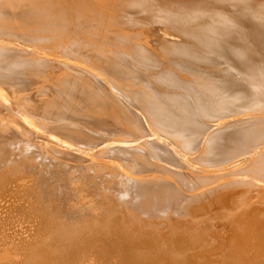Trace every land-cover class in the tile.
I'll use <instances>...</instances> for the list:
<instances>
[{
  "label": "rangeland",
  "instance_id": "374dc122",
  "mask_svg": "<svg viewBox=\"0 0 264 264\" xmlns=\"http://www.w3.org/2000/svg\"><path fill=\"white\" fill-rule=\"evenodd\" d=\"M15 1H17L18 3H16ZM22 1H23V3L25 2L27 4V6L25 5V3L23 4ZM51 1L47 0V2H45L44 0H39V1L38 0L37 1L31 0V3L30 2L28 3V1H26V0H0V24H1L0 30H2V32L5 33L4 34L0 31V39L4 38L3 40L0 41V44L4 43L3 46L6 48H8V47L10 48L12 45L14 47L16 46L15 49L16 48L21 49V47H22L21 50L19 49V50H16L15 52H20L19 54L22 55V57H21L22 60L24 62L26 61L25 63L27 64V66H25L26 68H24L25 70L27 69L26 72L23 70L21 65H19L20 66L19 69H21V71L22 70L24 71V74H22L20 76L22 78L21 80H23L21 83H19L21 81L20 78L18 77L19 75L16 78V80H19V81H16V80L14 81L12 79L5 81V79H3V78L0 79V89H2L0 91V96L2 98V100L0 98V100H1L0 106H1V102L3 104L7 102V104H4V106L2 104L3 108L4 107L6 108V106L11 108V114L8 111L5 113L4 112L2 113L1 109H0V112L2 113V114L0 113V122H1L0 128L1 127L3 128V129L1 128L2 130L0 129V132H2V133H0V135L2 134L1 136L3 137L2 138L0 136V146L2 145L1 148L4 146L7 147L6 149L4 147L3 149H0V150L10 152V153H8V152L4 153L3 152L0 154V156L1 155L4 156V157L1 156L2 158L0 157L1 158L0 159L1 160L0 161V264H264V151L262 153L263 155L259 151L262 149L264 150V99H263L264 98L263 97L264 96V93H263L264 86H261V84L263 83L261 80L263 79V81H264V60H263L264 59V52H263L264 51V41H263L264 40V0H255V1L251 0V3H250V0H246V1L245 0H243V1L242 0H237V1L235 0L236 3H231L232 1L235 2L234 0H232L231 2H230V0H227L228 2L225 0H220V1L209 0V2H208V0H202V3H198L200 0H190V1L186 0V3L183 0L182 1L176 0L175 4L173 3L174 0H171L170 2L169 1L165 2V0H164L165 4H161V3H164L163 0H161L162 2L160 0H157L159 3L157 8L153 4H152L153 6H151V5L149 6V4L147 3L149 1H151L150 3H152L153 0H149V1L146 0V2L144 0V2L146 4L142 0H139L140 3L142 4V6L148 5L147 7L145 6V8H143V9H142V7H140L141 5L138 6V4L136 2L133 3L135 0L131 1V2L129 1L132 5L136 6L135 10L137 12L141 11V12L145 13V9H146V13H148V12L152 13L153 12V13L158 14V15L161 14L162 16L159 15L160 21H159V19L156 21L157 23L158 22H160V23L157 24L155 21H152V19H150L148 17V15H146V13H145V15H143V18H142L141 17L142 13L139 15V12H138V13H136L137 15H131L132 18L134 16L133 22L131 20V21H129L130 23H126V25L128 24L127 27H126L125 23L123 25H121V27L125 26L126 28L123 27V29L120 30L118 28V26H116L117 28L114 27L115 33L123 34L122 32L124 31L125 36H128L130 38L132 35L134 37H131L130 39H128V37H127V39L129 41L131 40L130 44H128L129 43L128 41L124 42V43H127L128 46L123 43L121 45H125V46L124 47L122 46V48H120L121 47L120 44H117V45L115 44V47H113L114 44H111V47L108 44L106 47L107 48L106 51L108 52L107 56L109 57L110 60L108 59V57H107V60L106 59L102 60L103 62L99 61V63L97 61L92 62V60L91 61L86 60L85 62H84V60L83 61L79 60V61L84 62V63H82V62L80 63V65H81V67H80L78 64L79 61L75 62L77 60L74 59L75 64L77 63L76 65H78L81 69L83 68L82 71H85L84 69L89 68L86 66L87 62L89 63L88 66H90V68L92 66H94V64H95L94 62H96L95 66H94L95 70L97 71L98 68L102 69L101 71L99 69H98L99 71H97L99 77L101 78V81H104L107 79V81L101 82V83H105V86H107L105 91H103V90L101 91L102 93L100 92L99 89H96V87L94 85H92L95 87L96 93L91 92L92 93L91 94L88 92L91 96L95 94L91 98L87 92L84 93V96H81V94H79V93H75V92L72 93L73 90H71L72 92L70 90H69L70 92L64 91L65 94H63V90H62L63 86L60 87V85H61L60 81H59L60 79H58V78L59 77L62 78L61 75H63V74L65 75L67 73H65L66 70L61 69V68H63V66H59L60 64L59 65L56 64V67H58V66H59V68L61 67L60 68L61 70L59 68H56L55 66H53V68H52V66L50 65L52 68L51 73H54L55 75L54 74L53 75L55 77L53 75L50 76V74H49V72L51 71L50 67L49 68L47 67L46 69L44 68L45 72L42 69L38 70V71H40L39 73H37L38 71L35 72L34 70H30L27 68L29 66L28 64H30L32 62H33L32 64L36 63V61L39 60L38 58L43 59L44 57L42 58V56H44V55H46L47 57H49L51 55H61L60 54L62 52L61 49H59L60 53H59V51L57 52L58 49H55L54 47L52 48V50H50L48 48L50 43L42 41V42H44V45H43V43L41 42V40L43 39L42 37H44L43 31L46 28V26H45V28L42 29V27H41L42 24H44V25H46L45 23H47L48 25L52 24L50 27H56V25H55L56 23H54V22L58 21L57 22L58 26H59V24L62 23V22H59L60 21L59 17H61L64 14L59 13L58 10H56L57 9L56 7L58 6V9L60 8L61 11H64L63 13L67 12L66 7L64 8L63 5H60L59 3H58L59 5L56 4L57 1L52 2V4H51ZM85 1H87V0H85ZM155 1L156 0H154L153 3H155ZM177 1L179 3L178 6L176 5ZM194 1L195 2L197 1V2L195 3ZM203 1H205V2H203ZM247 1H249V2H247ZM20 2H21V4H20ZM91 2H92V0H91ZM210 2H212V3L209 4ZM166 3L167 4L169 3L170 5L173 4L172 5L173 7L170 5H166ZM183 3H185V5ZM204 3H206V5ZM249 3L251 5H249ZM4 4H5V6H4ZM160 4L162 6L165 5V7L162 8V6ZM180 4H182V5H180ZM199 4H201V5H199ZM175 5L177 6L176 8H178V9H176V8L174 9ZM49 6H51V7H49ZM137 6H138V8H137ZM166 6H168V7L170 6V8H167ZM179 6H181V8ZM68 8H70V7H68ZM68 8H67V10H69V11L66 14H67V16H71L73 10L71 8L70 9H68ZM150 9H152V10L149 11ZM153 9L156 10L157 12L159 10L160 11H159V13H156V11L154 12ZM187 9H189V10L187 11ZM214 9L218 10L219 13L217 11H214ZM35 10H37V11H35ZM251 10H254L255 12L251 11ZM39 11L41 12L40 14L38 13ZM223 11L225 13H223ZM34 12L35 13L37 12V14H39V15L35 14ZM54 12L55 13L57 12L56 18L58 20L55 19V17H54L55 13ZM188 12H190V14ZM193 12H197L196 16L198 14L199 15L203 14L205 16L206 15L207 16L212 15V19H217V20L219 19V22L218 21H217L218 23L215 22V26H213V28H214L213 30H208V28H209L208 20L202 24H195L194 23V26H196L194 28V26L192 24L193 21H191V23H190V20H189L190 18H192L191 15H194ZM243 12H244V14H243ZM68 13H69V15H68ZM212 13H214V14H212ZM45 14L49 18V20H48V18H46V16H44ZM58 14H60L61 16L58 17ZM168 14H169V16H168ZM34 15H37V17L38 16L39 17L37 18ZM50 15H52V16H50ZM138 16L140 17V19L138 18ZM144 16H146L147 18ZM8 18H9V20H8ZM34 18H35V20L37 19L39 22L37 21L35 24H32L33 23L32 20H34ZM132 18H130V19H132ZM170 18H176L179 21L180 20L181 21L182 20L187 21L186 24H188V26H186V28H184L186 24L185 25L183 24L181 26L182 27L181 28L180 27L181 23L179 21H177V24L171 23V22L169 23V21H167V20H169ZM226 18H228V19H226ZM16 19L17 20L20 19V20L17 21ZM53 19L55 21H53ZM137 19H139V20H137ZM51 20H52V22H51ZM254 20H255V22H254ZM22 21L25 23H23ZM131 22L134 24L132 25ZM161 23H163V24L161 25ZM178 23H179V25H178ZM259 23H261V24H259ZM130 24H131V26H130ZM135 24H137V25H135ZM11 26H13V28ZM23 26H25V27H23ZM170 26L173 29V31L170 28ZM191 26H193V27H191ZM256 26H258V27H256ZM21 27L25 28V29H22ZM189 27H190V29H189ZM8 28H9V30H8ZM169 28L171 30H169ZM177 28H178V30H177ZM191 28H192L193 32L191 31ZM66 29H69V27H67ZM66 29H65V31H66ZM116 29H119V30H116ZM71 30H72V27H71V29H69L66 32H71ZM154 30H155V32H154ZM59 31H60V29H59ZM132 32H134V33H132ZM207 32H213L212 34H215L216 36L224 35V37H228L230 41H228V44L225 45V47H228L229 45H230V47L234 46L235 50L238 49V51L237 50L236 51L240 57L243 56L242 53L246 51L245 54L243 53L245 55L242 57L243 59L240 58L238 61V57H239L238 55H235L236 58H235V56L233 57V55L235 54V52H233V49L228 50V52H230V53L224 54L223 51H225L226 48H224L222 45L221 46H222L223 50H222V48L219 47L220 45L218 46L220 48V50H218L219 48L217 49V45H215L216 48L214 47V50H213L214 45H210V46H212V50H211L209 45H208L209 48L206 45H204V43H203L204 41H202L201 35L203 33L207 34ZM53 33H54V31H53ZM71 33H73V32H71ZM125 33H127L128 35ZM13 34H14V36H15V34L19 35V36H17V39L14 37L15 43L13 42V39H11ZM167 34H169V35H167ZM198 34L200 36H198ZM28 35H29V38L32 39L33 43H32V41L30 42L31 39H29V38L26 39V36L28 37ZM53 35H55V34H53ZM67 35H69V34L67 33ZM163 35L164 36L167 35V36H165L166 39L168 38V36H171V38H168V40L172 39V41L170 40L169 42H174L176 49H177L176 46H178V52L175 50V48L173 49L174 45L172 46V44H174V43H172V44L170 43L171 44V45H169L170 49L167 47L169 42H168V40L164 39ZM159 36L163 37L162 41L165 40L167 43L166 42L161 43V41H160L161 37L159 38ZM181 36L182 37L184 36L183 37L184 40H182ZM186 36H187V38L185 39ZM18 37H19V40H18ZM20 37H22L23 39ZM36 37L37 38L40 37L39 38L40 43H38V40L36 43V45L38 44L37 48H39V50L36 47L32 46V44L35 45L34 43L36 42V40H35ZM65 37H62V38H64L63 42H65V39H66ZM154 37L157 39H155ZM176 37H178L180 39H178ZM247 37L257 39L258 41H255L257 44H255V42L253 40H252V42L254 44H251V42H249V41H248L249 43L247 42L248 43L247 44L245 41L242 40L243 38L247 39ZM34 40H35V42H34ZM231 40H233V41H231ZM7 41H9V42H7ZM156 41L158 42L159 46L157 45ZM241 41H242V43H241ZM1 42H3V43H1ZM137 42H138V44H136ZM144 42H145V44H144ZM8 43H10L12 45L7 46V45H9ZM146 43H147V45H146ZM200 43H202L203 45ZM27 44L31 45V47H29ZM135 44H136L137 48L133 47ZM139 44H141L143 46L142 47L143 49L139 48V46L141 47V45H139ZM163 44H164V46H163ZM180 44H183V45L180 46ZM260 44H261V46H258ZM40 45H41V50H40ZM130 45H131V47H130ZM13 46H12V48H14ZM45 46L47 47V49ZM118 46H119V48H118ZM161 46H162V48H161ZM171 46H172V50L176 51L175 53H173L174 51L171 50ZM245 46H246V48H245ZM248 46H249L251 51H253L254 48H255V50L253 52H250ZM4 47H2V48H4ZM126 47L128 48L127 50L124 49ZM132 47L136 48L135 49L136 52H138L140 50V52H141L140 55L141 54L143 55L144 53H146V51H148V53H146L148 55V57H147V55L146 56L143 55L146 58L144 59V61H142L143 60V58H142V60L140 61V65H138L139 64L138 59L140 57H138V58L136 57L135 59L133 57L132 58L130 57L133 55L137 56V54H139V52L136 53L134 51V49H131ZM257 47H260L257 49V51L259 50L260 52L258 51V53L256 54V52H257L256 48ZM32 48H34V49H32ZM42 48H44V50L46 49L45 51H47V53H44L43 52L44 50ZM111 48L114 50H112ZM144 48H145V50H144ZM241 48H243V52H242ZM88 49L90 50V48H88ZM108 49H109V51L111 50L112 53H114V54H111V56H109L110 54H109ZM118 49H120V50L118 51ZM129 49H131V50L129 51ZM149 49H151L152 52H150ZM161 49H164V50L162 51ZM165 49H167V50L165 51ZM183 49H184V51H183ZM85 50H86V52L88 51L87 49H85ZM115 50H117L116 51L117 53L115 52ZM141 50H143L144 52H142ZM169 50H171V51H169ZM179 50H180V52L182 50V52H181L182 54L179 52ZM247 50L249 53H251L248 56L246 55L248 53ZM21 51H23L24 54L26 53L25 56L27 55L28 59L29 60L31 59V62L28 59H24L25 58V57H23L24 54H22ZM37 51H40V53H38ZM52 51L55 53L57 52V53L56 54L52 53ZM111 51H110V53H111ZM120 51H123V52H120ZM128 51L131 52L132 54L131 53L129 54ZM132 51L134 52V54ZM219 51H220V53H219ZM0 52L3 53V51H0ZM33 52H35V54ZM41 52H43L44 55ZM124 52H125V54H126V52H128V54L125 55ZM171 52H172V54L168 55V53H171ZM213 52L214 53L216 52V54H214ZM239 52L241 55L239 54ZM48 53H52V54H48ZM87 53H90V51ZM176 53L179 55H182L181 56L182 58L179 57V55H177ZM225 53H227V50L225 51ZM253 53H254L255 57H254V55H252ZM260 53H262V54L260 55ZM150 54H151V56H153L152 54H154L153 58L150 56ZM185 54H187V56ZM229 54H230V56H228ZM2 55H4V54H1L0 56H2ZM21 55H19V56L17 55V57H20ZM30 55H31V57H29ZM37 55L40 57H38ZM113 55L114 56L117 55V57L115 58ZM124 55H125L126 59H125ZM172 55H174V56H172ZM222 55H224V56H222ZM256 55H257V57H256ZM33 56H34V58L37 57L36 58L37 60L32 59ZM67 56H68V54H67ZM218 56H221V57H218ZM226 56H228L227 57L228 60L226 59ZM249 56L251 59L249 58ZM2 57H6V56L4 55ZM47 57H45V58L47 59ZM111 57L113 59H117L119 57L118 58L119 60L117 59V61L116 60L113 61V59H111ZM122 57L124 58L125 61H123ZM192 57H194V58H192ZM222 57H223V61L221 59ZM224 57H225L226 61H225ZM230 57L232 60L230 59ZM245 57H247V58H245ZM8 58H9V56H8ZM13 58H16V56ZM21 58H16V59H20V61H21ZM64 58H61V59H63V60H61V59H59V57H57V59L61 60V61H64ZM69 58H71V56ZM1 59H3V58H1ZM5 59L3 60L4 62H6V60H7V59L6 60ZM52 59L55 60L54 56H51V59L49 61H51ZM72 59H73V57H72ZM149 59H152V60L154 59L153 60L154 62L152 60H149ZM10 60L14 61L12 58ZM129 60H130V62H129ZM145 60L146 61L148 60L147 63ZM12 61H11V64L15 63V65H16L19 63V62L16 63L15 61L14 62H12ZM27 61L30 63H27ZM65 61H66V59H65ZM104 61L106 62V65L104 64ZM122 61H123V63H122ZM7 62H9V64H7V63L6 64L10 68V66H11L10 61H7ZM22 62H20V63L22 64ZM120 62L122 65L120 64ZM129 63L131 65L130 67L128 66ZM143 63L145 66H143ZM155 63H156V65H155ZM158 63L161 66H158L159 65ZM164 63H166V64H164ZM6 64L4 63L2 65V67L4 68V66H5V68H6L7 67ZM126 64H127V66H126ZM149 64H153V66L152 65L150 66ZM31 65H30V68H31ZM34 65L36 66L38 64H34ZM101 65L105 66V68ZM12 66L10 69H12ZM22 66H24V65L22 64ZM140 66H142V67L139 68ZM85 67H87V68H85ZM96 67H98V68H96ZM110 67H116V68H114V70H112V68H110ZM143 67H145V69L147 71H145ZM245 67L247 70L245 69ZM15 68H18V66L17 67L15 66L12 70H14ZM106 68L108 69V73L110 71V73H112V74L106 73L107 72ZM126 68H129V70ZM132 68H134V69H132ZM53 69H55V70L53 71ZM1 70L2 69H1V65H0V71ZM117 70H119V72ZM6 71L7 70H5V72ZM32 71H34V72H32ZM47 71H48V73L46 74ZM57 71H59V72L63 71L62 72L63 74L59 73V75L57 74L58 76H56V73H58ZM120 71H121L122 75L124 74L123 77L120 74ZM164 71L166 73L167 72L168 73L166 74ZM15 72L16 71H14V73ZM99 72L100 73L103 72L104 74H106V75H104L103 73H101L105 77L103 78V76ZM162 72H163V74H162L163 76L160 75ZM9 73L11 75V73H12L11 70ZM35 73L38 74V75L36 74L38 76V78H37V76H34ZM40 73H41L42 77L39 76ZM147 73H149V74H147ZM0 74H1V72H0ZM129 74H130V76H129ZM136 74L137 75L140 74L139 75L140 79H137L139 77ZM156 74H157V76H156ZM2 75H0V76H2ZM10 75H7V76H10ZM27 75H29V76H27ZM43 75H45V76H43ZM47 75H48V77L54 78L57 82L53 83V81H55V80L49 78V79H51L50 80L51 82H50L47 79L48 78ZM83 75L86 76L85 73ZM110 75L113 78L110 77ZM167 75H168V77H167ZM13 76H16V75H13ZM13 76H11V78ZM114 76H116V77H114ZM117 76H118V78H117ZM141 76L144 79H142ZM161 76L164 78L166 77L164 79L165 82H163L164 80H160ZM227 76H228V79H227ZM29 77H31V79ZM39 77H40V79H39ZM162 77H161V79H163ZM171 77H173L172 79L175 80V81L172 80L174 82L168 81V79H170ZM32 78L34 79L35 83H34V81H30V80H32ZM42 78H44V80ZM121 78H123V79H121ZM13 79H14V77H13ZM141 79H142V81H141ZM111 80L112 81L114 80L115 82L113 81V84H112ZM120 80H122V81H120ZM176 80L178 81V83L181 82V85L180 84L177 85L178 83H176L177 82ZM2 81H3V83H2ZM11 81H14L16 83H14V82L12 83ZM38 81H39V83H37ZM45 81H48V83H50L51 85L53 84V85L51 86L49 84L50 87H48L49 85H48V83L46 84ZM109 81L111 83V86H110ZM28 82H31L34 86H32V84H30ZM170 82H171V85H170ZM182 82H184V83H182ZM229 82H231V83H229ZM41 83L44 87L41 85ZM87 83L88 82H86V84ZM120 83H122V86L120 85ZM165 83H166V85H165ZM118 84L120 87H118ZM123 84H125V85H123ZM162 84H164V86ZM183 84H185V85H183ZM188 84L191 87L188 86ZM256 84L258 85V90H255V88H253V86H257ZM6 85H8V86H6ZM24 85H27V86L24 87ZM35 85H38V87ZM126 85H128V86H126ZM145 85H146V87H148V89L151 88L152 94H150L151 92L146 91L147 88L145 87ZM251 85H252V88H251ZM21 86H22L23 90L21 89ZM54 86H56V87H54ZM108 86H110V87H108ZM138 86L141 89H139ZM178 86L179 87L181 86L183 88L181 89ZM35 87H37V88L35 89ZM47 87H48V89L54 90V91L49 90V92H52L51 95L48 92V90H46ZM124 87L127 89H125ZM134 87H136V88H134ZM155 87H157V88H155ZM160 87L162 89H160ZM175 87H178V88H175ZM189 87H190V89H189ZM27 88L30 92L27 90ZM31 88H32V90H31ZM38 88H40V89H38ZM42 88H44V89H42ZM59 88H61V91H59ZM108 88H112L114 90H111ZM142 88H144V89H142ZM259 88H261V89H259ZM9 89H11V90H9ZM120 89H122V90L124 89V91H122ZM154 89H156V90H154ZM157 89L160 90L161 92L158 91ZM218 89H219V91H218ZM256 89H257V87H256ZM40 90H42V91L40 92ZM117 90H119V92H117ZM134 90L135 91L137 90V91L135 92ZM142 90L145 91V94H146L145 96L149 95L148 97H145L147 99L141 98L142 95L144 94V93L142 94V92H141ZM171 90H173V91L171 92ZM186 90H188V91H186ZM191 90H192V92H191ZM196 90H198V91L196 92ZM203 90L204 91L206 90V91L204 92ZM254 90L256 93L257 92L258 93L256 94L254 92ZM259 90H261V91L263 90L261 92L263 94L262 96H260L261 98L258 96L259 92H260ZM149 91H150V89H149ZM243 91H245V93ZM249 91H253V92L250 93ZM20 92H21L22 96L19 95ZM46 92H47L48 96L50 95V97H48V96L45 97ZM59 92H61V93H59ZM99 92L101 94H99ZM104 92H106V93H104ZM122 92H125V93H122ZM157 92L160 93L161 96H162V93H164L163 95L170 93L169 98L174 97V99H175L174 103L176 104V100H177L178 105L176 104L173 106L172 103H173L174 99L172 98L173 99L172 103H170V99L168 98V96H164L163 99L164 98L165 99L162 101L161 100L162 98H160L161 96H159V94ZM177 92H179V93H177ZM199 92H201V93H199ZM219 92H220V94H219ZM25 93H26V95H25ZM44 93H45V95H44ZM66 93H68V94H66ZM140 93L142 94L141 97L137 96L138 94L140 95ZM171 93L173 94V96L171 95ZM202 93H204V94H202ZM230 93H232L233 95L230 96ZM261 93H260V95H261ZM33 94H35V95H33ZM56 94H57V96H56ZM76 94H78V95H76ZM102 94L104 95L103 99L105 101L101 100ZM111 94H113V95H111ZM135 94H136V96H135ZM177 94L180 96V98L178 96V99H176L177 96H175ZM238 94H240V96ZM18 95H19V97L16 100ZM75 95L77 98H75ZM109 95H111L112 97ZM152 95H153V97H152ZM184 95H185V97H184ZM194 95H196V97ZM234 95H236L237 98ZM63 96H65V98ZM79 96H80V98H79ZM86 96H88L87 97L88 101L86 99ZM97 96H99V97H97ZM107 96H108V98H106ZM204 96L206 97L205 99H204ZM242 96H243V101L241 100ZM251 96L255 99L251 98ZM95 97H97V99ZM166 97L169 99V101H166V100H168ZM182 97H183V99H182ZM217 97H219V98L217 99ZM220 97L224 98V99H221ZM230 97H232L233 99L231 98V100H230ZM234 97L236 100L234 99ZM239 97L241 98L240 100H239ZM37 98L40 100L43 99L44 102L40 101V100L38 101ZM56 98L58 100L57 102H56ZM83 98L85 99V101L87 103L83 100ZM151 98H152V100H151ZM208 98L212 99V100L210 99L211 102L209 101ZM213 98L214 99L216 98L215 99L216 101ZM8 99L11 101L9 102ZM67 99H69L70 101ZM92 99H95V102ZM117 99L118 100L120 99L122 103L120 102V100L118 102ZM136 99L139 101H137ZM194 99H196L197 101ZM200 99H202V100H200ZM260 99H262V100H260ZM36 100H37V102H35ZM51 100H52V102H51ZM75 100L76 101L78 100L77 103L78 102L79 103L77 104ZM81 100H83V101H81ZM90 100H91V102H90ZM96 100H98V101L100 100L99 101L100 103L98 102V104L102 103V107L104 105L108 104L109 102H111V101L112 102H111V104L110 103L108 104L109 107L107 108V110L104 107H103V110H101L100 109L101 106L97 104ZM106 100H108L107 101L108 103H106ZM124 100H126V101H124ZM128 100L130 101V103ZM143 100H144V102H143ZM180 100H182V101L184 100L183 103H180ZM198 100H200L199 102L201 104H199ZM226 100L228 101V103H226L227 102ZM259 100H260V102H259ZM12 101L14 103H12ZM53 101H55V103ZM59 101H62V102L64 101V102L62 103ZM102 101H104V102H102ZM114 101H116V103H117L116 105H115ZM146 101H147V103H145ZM194 101H195V103H194ZM230 101H232V102H230ZM262 101H263V103H262ZM42 102L44 105L42 104ZM46 102L51 104L50 107L53 106V107H51L52 110L50 111V109H49V111L50 112L53 111V113H55V114L51 113L52 115L51 114L49 115L48 113L44 112L43 106H46V104H48ZM88 102H90V103H88ZM167 102H169V104ZM197 102H198V104H197ZM222 102H225L224 104H226L227 108H225L224 104L223 105L220 104ZM234 102L236 104V107L231 105ZM33 103H34V105L36 104V107H34ZM40 103L42 104V107H41ZM56 103H59V104H56ZM60 103H62V104H60ZM113 103H114V105H112ZM118 103H119V105H118ZM136 103H137V105H136ZM148 103H150V104H148ZM164 103L167 106L168 105L173 106L172 107L173 110L177 109L175 111V113H174V111H172V109L170 107H167V106H166L167 107L166 109L168 110V112H167V110L166 111L162 110V108H163L162 104H164ZM229 103H231L230 104L231 106L229 105L230 107H228ZM239 103L241 105L238 107L237 105H239ZM243 103H244V105H243ZM22 104L25 106V108L23 107ZM52 104L57 105V106H54ZM71 104H73V105H71ZM122 104L123 105L125 104L124 108L128 107V105H129V107L126 108L129 110L126 111L123 108ZM140 104H141V106H139ZM147 104L149 105L148 107H147ZM180 104L184 105V106H182L183 108H185V109L188 108L189 110L187 109L186 110L187 112H185L184 111L185 109L183 110V108L180 107ZM189 104H190V106H189ZM252 104H254V105H252ZM78 105H79V107H78ZM117 105L118 106L122 105V106L118 107ZM151 105L155 106L154 109H157V110L160 109V111L154 110V112H153V107ZM198 105H200V107L205 106V108L203 107L200 109V107H199V109H198ZM212 105H213V108H212ZM16 106H18V107H16ZM26 106L28 108H26ZM67 106H69V107H67ZM99 106H100V108H99ZM112 106H113V108H112ZM137 106H138V108H137ZM157 106H159V107L157 108ZM220 106H221V108H220ZM232 106L235 108L232 109L233 108ZM21 107H23L24 110L21 109ZM38 107L42 108L40 110V115L39 114L37 115L38 110H36V109H38ZM46 107L50 108L48 105ZM59 107L60 108L62 107V109L63 108L64 109L62 110ZM90 107H91V109H95L97 107L96 108L97 113L96 114L95 113H89L88 111H90ZM110 107H111V111L109 109ZM143 107L146 109H144ZM189 107H191V108H189ZM194 107H196V108H194ZM255 107H257V108H255ZM12 108H13V110H12ZM53 108H55V109H53ZM72 108H74V109H72ZM217 108H218V110H217ZM219 108L222 112L219 110ZM223 108L227 109V110L224 111ZM83 109H84V111H83ZM142 109L144 112L142 111ZM147 109H149V110L147 111ZM30 110L32 113H30ZM69 110H70V113H68ZM77 110H79V111H77ZM98 110L101 114H99ZM104 110H106L105 114H104ZM150 110L152 113L150 112ZM194 110H196V111H194ZM201 110H203V111H201ZM23 111H25V113ZM28 111H29V113H28ZM58 111H60V112H58ZM129 111H132V112L135 111V112L134 113H132V112L128 113ZM136 111H138V112H136ZM164 111L166 113H164ZM189 111H190V113H188ZM205 111H206V113H205ZM33 112H36V113H34V115H32ZM41 112H42V115H41ZM62 112H64V113H62ZM126 112L128 113V115L130 117L126 114ZM149 112L151 113V115ZM155 112H157V114H155ZM158 112L161 113V114L159 113V118H158ZM170 112H172L173 114ZM76 113H78V114H76ZM169 113L171 114V116ZM4 114L6 116H3ZM13 114H14V116H13ZM23 114H26L25 116L27 118H29V116L32 115L30 117L31 119L26 121L27 118H25V116H23ZM27 114H29V115H27ZM46 114L49 117V119L47 118ZM82 114H84V115H82ZM93 114L95 115V118L97 119L96 120L97 123L92 124L93 123L92 122L90 124L91 121L88 120V118L94 117ZM112 114H114L113 117H112ZM162 114H163V117L161 116ZM186 114H188V115L191 114V117L186 115ZM7 115H9V117H7ZM17 115H19V117L15 118ZM58 115H59V117H58ZM66 115L69 117H67ZM101 115H104L106 118L104 116L101 117ZM148 115H150V116L148 117ZM153 115L156 117V119H154L155 117ZM195 115H196V119H194ZM51 116H53L54 118L53 117L51 118ZM73 116H74V118H73ZM133 116H135L137 119L134 118ZM138 116L140 117V119L138 118ZM173 116L175 119L178 118L177 120L180 119V122H183V124L179 123L181 126L184 125V127H185L189 123H190V125L192 123V126L188 125L185 128L183 127L184 129H187V130H183V128L179 127L177 120H175L174 118L172 120L169 119ZM180 116H183V118ZM6 117L9 119L10 122H8ZM11 117H12L11 120L14 119V121H15V119H16V122L11 121L10 120ZM32 117H35L34 118L35 120H33ZM63 117L65 118V120H63L64 119ZM78 117H79V119H78ZM166 117H168V118L166 119ZM36 118L37 119L39 118V119L37 120ZM56 118H58V122H57ZM69 118H71V119H69ZM100 118L107 119L109 122L106 120H102ZM113 118H115V119H113ZM157 118H158V120H157ZM161 118H163L164 120H162ZM17 119L19 122V124H18L19 126H17V128L15 127V128L17 129L18 133L15 131V129L13 127L14 124L17 125ZM50 119H51L52 125H54V123L56 122L59 124V126L61 123L63 124V122L65 123V122L70 120L67 123L71 122L70 126L72 129L69 128V125L67 123H65V124L67 125L68 128L63 127L65 124L63 126L61 125L60 126L61 128L58 127V124H57V127L55 125H54L55 126L54 127L51 124H47V123H50ZM129 119H130V121L133 120V123H132V121L130 122ZM5 120L9 123V124L5 123L7 125V128L10 127L9 126V125H11L10 123L14 122L13 125H11V128H9L11 130H9V129L7 130V128L5 127L6 125L4 126L3 121H5ZM85 120H87V121H85ZM169 120H171V121H169ZM185 120L190 121V122H187ZM36 121H39V122L41 121V123H40L41 125L39 126V122L37 123ZM43 121H47V123H45ZM114 121H118L119 123L114 122ZM139 121H140V123H139ZM172 121H174V124ZM175 121H177V122H175ZM194 121H196V122H194ZM20 122H22V123L20 124ZM23 122L25 125H27V127H29L28 128L29 130L32 129V131H33V129H34V131H33L34 133L32 135L28 134V136H27V134H26L27 132L25 133L26 135L23 132H22L23 135L21 134V131L23 129ZM87 122H88V124H85ZM134 122H137L139 124L134 125V124H137ZM255 122H257V123H255ZM43 123H44V125H43ZM110 123H111V125H110ZM155 123H156V125L159 126V128H158V126L155 125ZM162 123L165 125V127ZM168 123L169 124L172 123V125L170 126ZM195 123H197V124H195ZM218 123L222 124V126L219 125ZM1 124H2V126H1ZM32 124L33 125L35 124V126L38 125L39 126L38 128H42V129L40 130L37 127L33 126ZM46 124L48 125L47 127L49 130L46 129L47 128L45 126ZM113 124H114V126H112ZM115 124H117V126L119 125L118 127L120 130L117 129L118 127ZM166 124L168 126H166ZM176 124H177V126H176ZM193 124H195V125L193 126ZM25 125H24V128H27ZM76 125H78V126H76ZM42 126L45 127L46 130H44V128ZM49 126H51V127H49ZM75 126L79 129H77ZM97 126H99V127L100 126L101 127L106 126V129L108 132H104L105 128H101V127L97 128ZM139 126L141 127L142 130L140 129ZM152 126H154V127L152 128ZM172 126L176 129H174ZM217 126H218V128H217ZM4 127L6 128L5 131H4V129H5ZM18 127L19 128L21 127L20 128L21 130ZM53 127H54V131H52V132H55V133H52L50 130V128H53ZM125 128L127 130H123L124 132H119V131H121V129H125ZM137 128H138V130H137ZM204 128H206V129H204ZM83 129H84V132H83ZM85 129L86 130L88 129L87 133H86ZM99 129H101L99 132L101 134H100V136L97 135L98 137H96L95 133L99 134L98 133ZM116 129L118 130V133H117V131L115 133ZM132 129L133 130L135 129L137 131L136 136H135V134H136L135 130L133 131ZM155 129H157V130H155ZM165 129L167 131H165ZM168 129H170V130H168ZM207 129L208 130L210 129L209 130L210 132H208ZM13 130L17 134V136L13 132ZM55 130L57 132L59 131L62 133H63V131L66 133L71 131L72 135H71V132L68 133L67 135H66V133L61 134L59 132L57 134ZM92 130L93 131L95 130L96 132L94 131V133H93ZM130 130L135 132V134ZM49 131H50V133H49ZM163 131H165V132H163ZM5 132H6V135H5ZM8 132H9V134H8ZM19 132H20V134H19ZM24 132H25V130H24ZM29 132H31V131H29ZM74 132L77 134V137H79V138L74 136V135H76ZM91 132H92L94 137L91 136L92 135ZM102 132L104 133L105 137L107 136V138H105L103 136ZM10 133H11V136L13 135V137H11L12 139L10 138V140L8 142V140H5V139H9L8 137H10ZM35 133L39 134L38 137H42V138L44 137V138H46V140H44V139L42 140L40 138L38 139V137H37L38 134L35 137V135H34ZM44 133H46V134H44ZM88 133H90V134H88ZM108 133H111V134H108ZM214 133H215V136H214ZM41 134H42V136H41ZM121 134H123V135H121ZM144 134H145V137L143 136ZM20 135H21V137H24V135H25L24 138L26 140H27L26 137H28V138L30 137V140L28 139L27 141H28L29 145L32 144L33 146L30 145L31 147H29V145L26 143L27 141L24 142V140H22V145H21V140L20 139H19V141L17 140L18 137H20ZM43 135H45V136H43ZM62 135H63L64 139L63 138L61 139ZM70 135L72 137H74L73 141L70 140V139H72V137L70 138ZM117 135H119V136H117ZM6 136H8V137L4 138ZM31 136L37 140L42 141V143L40 141H38L39 143L42 144V145L40 144V146L43 147V150L41 148L42 151L40 150V153H38V149H37L39 147V145H38L39 143H37V140L33 139ZM55 136L57 138H55ZM86 136H87V138H86ZM101 136H103L104 138L100 139ZM120 136H122V137H120ZM95 137L99 138L100 140L96 141ZM133 137H136L137 139L133 138ZM14 138H16V140H14ZM24 138H22V139H24ZM47 138L49 139L50 145L52 143V147L56 146V148H54L50 154L55 152L54 150L56 149V151H59L62 155V158H59L61 155H58V152H56V154L55 153L52 154V155H56L53 157L55 158L56 164H59L56 166V170L58 172L55 171V166L54 167L51 166V163H53L54 161L52 162V160L49 158V156H47L48 153L50 152L51 148L48 149L49 152L47 151V149L44 148V146L47 148L49 145V143H48V145H47V143H46V145H44L45 144L44 141L48 142ZM113 138L115 141L113 140ZM211 138L216 140V141L212 140ZM2 139H4L5 142H4V140L2 142ZM31 139H32V142H31ZM50 139H51V141H50ZM79 139H81V140H79ZM93 139H95V140H93ZM105 139H107V140L109 139L110 141L108 140L106 142ZM131 139L135 140V141H132ZM91 140L95 141V143L92 142ZM101 140H103V141H101ZM129 140L131 142H129ZM52 141H54V142H52ZM100 141H101V143L104 142V143H102L103 146L100 143ZM212 141H214V144ZM12 142H14V143L12 144ZM23 142L25 143V145H23ZM86 142H87V144H86ZM105 142L107 143L106 144L107 146L105 145ZM157 142H158V144H157ZM3 143L4 144L6 143V144L4 145ZM15 143H16V145H17V143L19 144V145H17V149H15L16 146L14 147ZM54 143H56L57 145ZM76 143H78V144H76ZM79 143L81 146H77V147L73 146V145H79ZM88 143L89 144L93 143L94 145L99 144L98 145L99 147L98 146L95 147L96 145L94 146L93 144H90V146L88 147L90 149H88V148L85 149L82 147L83 144H84V146L87 147V145H89ZM138 143H139V145H138ZM148 143L150 146L148 145ZM207 143H208V145H207ZM10 144L12 145V147L9 146ZM100 144L102 147L100 146ZM114 145H115V147H114ZM8 146L10 148H13V150L14 149L16 150V151L14 150L15 152L12 150L13 151L12 154H14L13 156L11 154V149H8L9 148ZM18 146H21V147L18 148ZM23 146L26 147L27 151L24 149L25 147H23ZM35 146H37V147H35ZM61 146H63V147L60 148ZM104 146H106V147L110 146V147H112V149L110 147H108V148H106L105 151H102V152H104L103 154L105 157L103 159V157H102L103 154L99 150L101 148H104ZM117 146L119 147L118 149H117ZM133 146H136V147L134 148ZM27 147H29L28 148L29 151H28ZM121 147H125V148L122 149ZM186 147L189 148L188 151L187 150L185 151ZM32 148L34 151L32 150L30 152V150ZM35 148L37 149L36 151H35ZM66 148L69 151H67ZM115 148H116V150H115ZM137 148H139V149L141 148V149L139 150ZM61 149H63V150H61ZM73 149L79 150L80 152L74 151V152H76V153H74ZM121 149L123 151H125L124 153L127 152V154H124L123 152H121L122 151ZM133 149H135V150H133ZM191 149H193V150H191ZM24 150L26 151L25 152L26 154L23 152ZM256 150H258V152H256ZM45 151L47 152V155L42 153ZM63 151H65V153H66V154H64L65 156L63 155ZM96 151H97V153H99L97 156H99L98 157L99 159L101 158L100 162H103V164L102 163L96 164L98 161V158L96 156H95L96 157L95 158L93 155H91V154L96 153ZM27 152H28V154H27ZM29 152H30V154H29ZM16 153H17L16 156H18L19 153L20 154L22 153L20 156L22 157V156L27 155L26 156L27 158L26 157L21 158L18 156L20 158L19 159L18 157H15ZM36 153H37L38 157L36 155H33ZM41 153H42V155H41ZM77 153H79V154H77ZM82 153H83V155H82ZM105 153H107V156L105 155ZM120 153L124 156L122 157V155H120ZM143 153L145 154V156ZM257 153H260L261 156L257 155ZM5 154H6V156H5ZM7 154H10V156H8ZM67 154H70V155H67ZM75 154H76V156H75ZM86 154H88L89 156L91 155L90 157L93 156L92 158H94L93 161L96 162L95 163L96 166L97 165L101 166V164H102V166H104V165L106 166L107 172L104 174L107 175V178L103 174V172H105L104 167H101V168H103V170H102V174H100V172H101L100 166H99L100 171H98L99 169H94L95 167L93 166V164H92L93 167H91V166L89 167V169L90 168L94 169L93 171H92V169L89 170L90 173L86 170V167H85V171H87V172H85V171L81 172L80 169L77 170V168L79 166L81 167V165H82V161L79 160V158L83 157V156L87 157ZM128 154H129V156H128ZM255 154L257 155V157ZM52 155H50V157ZM78 155L80 157L77 158L78 160H76L75 158L78 157ZM193 155L195 156V158L193 157ZM252 155L255 157L253 158ZM11 156L13 157V159L11 158ZM66 156L67 157L69 156L68 158H70V157L72 158L73 156H75V158H72V159H75L78 164L75 163L74 160L72 161L71 158L66 159ZM191 156L193 157V159H190V158L188 159V157H191ZM57 157L59 159H61L60 160L61 163H60V161H57V160H59ZM39 158L40 159L44 158L45 161L43 162V160H38ZM47 158L50 160L48 161ZM255 158H256V160L253 161ZM8 159H10V160H8ZM23 159H24V162H23ZM62 159H65V162H66L65 165L66 166L68 165V162L71 163V165L73 162V165H75V166L73 167V165L71 166L70 164H69V166H71L70 169L75 168L76 171L73 170L74 171L73 172L70 169L68 170L67 167L64 168L65 165H63V166L61 165V164H64V163H62ZM81 159H85V158H81ZM95 159H97V160L95 161ZM106 159L109 162H111V161L114 163L116 162V165L111 162V165L114 164L113 166H111L110 163H108V162L105 163L104 161H102V160L106 161ZM195 159H196V161H195ZM4 160H5V162H4ZM85 160H83V164H87L89 162V164L86 165L87 167L91 164L90 162L93 163L91 158H90V160H89V158L85 159ZM115 160H117L119 162H117ZM128 160H130V161H128ZM186 160H188V162L193 161V162H191L192 164L191 163L190 164L191 165L194 164V166H190V164H189V166H190V169H189V167H187V161ZM47 161L49 162L51 167L49 166ZM79 161L81 162V165H79V163H80ZM179 161H181L180 162L181 164L179 163ZM57 162H59V163H57ZM63 162H64V160H63ZM121 163H122V165H121ZM123 163H125V165ZM126 163H127V165H126ZM134 163H135V165H134ZM143 163L147 164V165H144ZM23 164H25V165H23ZM45 164H48L47 167L50 171H48L47 168H45L46 167ZM185 164H186V166H185ZM228 164L229 165L231 164L230 167ZM158 165H160V166H158ZM236 165H237V167H234V169H230L231 167L236 166ZM59 166H62L65 169V171L63 169H60L61 167H59ZM125 166L128 169H126ZM57 167H58V169H57ZM83 167H84V165L81 168H83ZM112 167L114 168V170ZM197 167H198V171L196 170ZM19 168H20V170H19ZM52 168H54V169H52ZM124 168H125V170H124ZM130 168H131V170H130ZM134 169H136V170H134ZM236 169H237V171H236ZM59 170H60V172L63 170L65 172L64 174H66L67 176H63L64 174L62 171V173H61V175L63 176L62 177L59 174ZM121 170H124L123 171L124 173ZM188 170H190L191 173L194 172L191 170H195V172L196 173L198 172L199 175L195 174V173H194L195 175L191 174L190 172H188ZM232 170L236 171V172H233ZM44 171H45V173H44ZM163 171H165V172H163ZM178 171H180V172H178ZM230 171L232 173H230ZM46 172H47V176H46ZM71 172H73L75 174H73ZM77 172H79V173L77 174ZM92 172L94 174H96L97 179L100 175L101 176V178H99L100 180L96 181L97 179L95 178V175ZM116 172H117V175H116ZM199 172L200 173L202 172V174H200ZM227 172H229L230 174ZM48 173H49V175H48ZM53 173H54V175H53ZM85 173H88V174H85ZM91 173H92V178L90 176ZM151 173H153V174H151ZM222 173H224V174H222ZM225 173H227V174H225ZM76 174L77 175L82 174V175L78 176L79 178L81 176V179L80 180L78 179V181L75 178L77 176ZM108 174H110V175H108ZM121 174H124V176ZM126 174L128 176H130V178L135 179L136 182H134V184L137 185L138 183L139 184H142L143 182L144 183L142 184V186L141 185L139 186V184H138V186L135 185L134 187H137V188H134L131 186L133 184V182H132V184H130L131 188L129 189V184L127 183L128 176H125ZM136 174H137V176H136ZM162 174H164V175H162ZM189 174L191 175V178H190ZM68 175H70V177L73 176V178L69 179ZM83 175H84V177H83ZM86 175L88 176V178L87 177L85 178ZM103 175L105 177L104 178L105 179L104 182L106 181L105 183L103 182V178H102ZM119 175H120V177H119ZM140 175H142V176H140ZM154 175H155V177H154ZM214 175H216V176H214ZM56 176H57V178H56ZM139 177L142 178L143 180L140 179ZM150 177H152V178H150ZM46 178H47V180H46ZM90 178L92 180L94 178L95 181L94 180L92 181ZM116 178L118 180H116ZM130 178H129V181L131 180ZM171 178H173V179H171ZM52 179H54V180H52ZM64 179H65V182H64ZM89 179L91 181H89ZM123 179H124V182H123L124 185H122ZM66 180H72V181H70L71 185H70V183H68L69 181H66ZM83 180H84V183L86 181L88 182V183L86 182L87 185H85L83 183ZM112 180H114V181H112ZM164 180L166 181V183ZM198 180H200V181H198ZM201 180H203V181L205 180L206 182L202 181L203 182L202 183ZM51 181L53 182V184ZM138 181H141V182H138ZM159 181H162V182H159ZM194 181L196 182V184ZM40 182H41V184H40ZM78 182H81V183L79 184ZM89 182H91L93 184H91ZM101 183H102L103 187L100 186ZM145 183H146V185H145ZM197 183L200 184V185L198 184L199 185L198 187H196ZM67 184H69V185H67ZM77 184H79V185H77ZM88 184H89V186H88ZM105 184H106V186H105ZM118 184H120V185H118ZM151 184H153V185H151ZM186 184H188V185H186ZM43 185H44V187H43ZM81 185H82V189H80ZM84 185H85V187H84ZM92 185L94 187L96 185H98L99 188L102 187L103 189H105L107 187L106 188L107 193H106V190H103V189H101V190L98 189L99 190L98 191L97 190L98 186H96V189H95ZM114 185L115 186L117 185V186L115 187ZM189 185H190V187H189ZM193 185L195 187H193ZM87 186H88V189L89 188L93 189V191L90 189L88 190ZM152 186H155V187L153 188ZM124 187L126 189L128 188L129 191H128V189L126 191V189H124ZM139 188H141L142 190ZM171 188H174V189L172 190ZM79 190H80V192H79ZM133 190H134V192H133ZM84 191H86V192H84ZM91 191L95 194V197H96L95 201H94V194L91 193ZM94 191L95 192L98 191V192L95 193ZM101 191L106 195H104ZM180 191L182 193L184 191L185 192L182 195V193ZM190 191H191V194H190ZM81 192H82V194H81ZM88 192H89V194H88ZM186 192L188 194H186ZM141 193H143V194H141ZM92 194H93V196H91ZM96 194H98V195H96ZM121 194H124V196L123 195L120 196ZM113 195H115L116 197H114ZM64 196H66V198ZM88 196H90V197L88 198ZM102 196H103V200H102ZM105 196H107V198ZM125 196H126V198H125ZM138 196H140L141 198ZM91 197H92V199H90ZM122 197H124V198L122 199ZM87 199H89L90 203L88 202ZM104 199H107V201ZM126 200L129 202H127ZM91 201H92L93 205L91 204ZM99 201H102V202L99 203ZM88 204H89V208L87 206ZM90 204H91V206H90ZM85 205L87 206V210H86ZM92 206L93 207L95 206L96 208L95 207L91 208ZM102 206H103V208H102ZM125 206H126V208H125ZM128 207H130V208H128ZM99 208H100V210H99ZM82 209H84L85 211ZM199 209H201V210H199ZM83 211L87 212V213L85 214ZM88 212H90V213H88ZM92 213H93V215H92ZM87 214H88V216H87ZM102 214H103V217H102ZM88 217H89V219H88ZM90 218H92V219L90 220ZM93 220H95V221H93ZM97 223H99V224H97ZM91 225L94 226V228ZM88 226L92 227V228H89ZM96 227H97V229H100L101 227H103V229L101 228L100 230H97ZM94 230H95L96 234H95Z\"/></svg>",
  "mask_w": 264,
  "mask_h": 264
},
{
  "label": "bare ground",
  "instance_id": "6f19581e",
  "mask_svg": "<svg viewBox=\"0 0 264 264\" xmlns=\"http://www.w3.org/2000/svg\"><path fill=\"white\" fill-rule=\"evenodd\" d=\"M26 1H28V3H29V2L31 3V0H26ZM36 1H37V0H36ZM38 1H39V0H38ZM44 1L47 2V0H44ZM49 1H51V0H49ZM56 1H57V2H56ZM84 1H85V0H84ZM84 1H83V0H54V1L52 0V1H51V4H52V2H56V4L59 3L60 5H63L64 8L66 7V11H67V12L69 11V10H67L68 7H70V8L73 10V11L71 10V11H72V15H71L72 17H71V16H67V14H66L67 12L63 13L64 11H61L60 8H59V9H60V10H59V9H58V6H57V7H56V8H57L56 10H58L59 13L64 14V15H62L63 17H62L60 14H58V17L61 16V17H59V18H60V19H59V20H60L59 22H62V23L59 24V26H58V24H57V22H58L57 20H58V19L56 18V16H57V15H56L57 12H56V13L54 12V13H55V14H54V17H55V19H57V20H56L57 22H54V23H56V24H55L56 27H50L52 24H49V25H48L47 23H45L46 25H44V24L41 25L42 29L45 28V26H46L45 30L43 31V33H44V37H42L43 39L41 38V39H42L41 42L44 41V42H48V43H50V45H49V47H48L50 50H52L53 47H54L55 49H58L57 52L59 51V49L62 50L61 53H60V51H59V53H60L61 55H51V56H54V59H55L56 61L53 60V59H52L51 61H49V60L51 59V56L47 57L46 55L43 54V52H44V53H47V51H45V50L47 49L46 46H45L46 49L44 50L45 47L42 48L44 51L41 52V53L44 55V56L41 55L42 58L44 57L43 59L38 58L39 60H37V59H36L37 57L34 58V56H33L32 59L37 60L36 63H34V64H38V65H36V66H35L34 64H32L33 62L30 63V62H31V59L29 60L28 57H27V55L25 56L26 53L24 54V52L21 51V53L24 54V56H23V57H25L24 59H28V60L30 61V62L27 61V63H30V64H28L29 66H28L27 68L30 69V70H34L35 72L38 71V70H41V69L44 70V68L46 69L47 67H48V68L50 67L51 71L49 72V74H50V76H52V75L54 74V73H51V72H52V68H53V66L56 67V64H57V65L60 64L59 66H63V68H61V67H60V68H61L62 70H66V72H65V71H64V72L67 73V74L64 75V74L62 73L63 71H61V72L57 71L58 73L55 72V73H56V76H58L59 73H62V74H63V75H61L62 78H60V77L58 78V79H60V80H59V81H60V84H61L60 87L63 86V89H62V90H63V94H65L64 91H66V92H67V91L70 92L71 90H73V92L71 91L72 93L75 92V93H79V94H81V96H84V93H85V92H87V93H88V92H89V93H91V92H92V93H96V89H99L100 92H101L102 90L105 91V89L107 88V86H105V83H101V82H105V81H107V79L105 78L106 80L101 81V78L99 77L97 71H99V70L101 71L102 69L96 67V68H98L99 70H98V69H97V71L95 70L94 66H95L96 62H94L95 64H94V66H92L91 68H90V66H88L89 63L87 62V63H86V66L89 67V68L85 67V68H87V69H84L85 71H82L83 68H82V69L80 68V67H81L80 63H81L83 60H84V62H85L86 60H88V61H89V60H90V61L92 60V62H93V61H97L98 63H99V61H102V60H105V59L107 60V57H108V56H107V53H108V52L106 51V50H107L106 47H107L108 44L110 45V47H111V44H114L113 47H115V44H116V45H117V44H120V45H121V44H123L124 42H127V41L129 42L128 44H130V41H131V40L129 41L128 39H130L131 37H134V36H132V35L130 34L131 37L129 38L128 36H125V35H124V31H123V32L121 31V32L123 33V34H121V33H115V30H114V27L117 28L116 26H118V28L121 30V29H123V27H124V28L127 27L128 24L126 25V23H130L129 21H131V20H132V22H133V18H134V16H133V18H132L131 15H137L136 13L139 12V11L137 12V11L135 10V7H136V6H135V5H132V4L130 3L131 1H134V0H92V2H91V0H87V1H85V2H84ZM127 1H128V2H127ZM129 1H130V2H129ZM142 1L144 2V0H142ZM148 1H149V0H148ZM160 1H161V0H160ZM160 1H159V2H160ZM168 1L170 2L171 0H167V1L165 0V2H168ZM175 1H176V0L173 1L174 4H175ZM181 1H182V0H181ZM183 1H185V3H186V0H183ZM187 1H190V0H187ZM216 1H217V0H216ZM218 1H220V0H218ZM225 1H227V0H225ZM231 1H232V0H230V2H231ZM234 1H235V0H234ZM236 1H237V0H236ZM236 1H235V2L232 1L231 3H236ZM242 1H243V0H242ZM245 1H246V0H245ZM254 1H255V0H254ZM254 1H253V2H254ZM15 2L18 3L17 1H15ZM34 2H35V1H34ZM40 2H41V1H40ZM135 2L138 4V6L141 5L140 7H142V9L145 8V6H146V7L148 6V5L142 6V4L140 3L139 0H135L133 3H135ZM145 2H146V0H145ZM145 2H144V3H145ZM150 2H151V1L147 2V3L149 4V6H150V5H151V6L154 5V6L157 8V6L159 5V3H158L157 0L155 1V3H153L154 0L152 1V3H150ZM161 2H162V1H161ZM163 2H164V0H163ZM165 2H164V3H161V4H165ZM194 2H195V1H194ZM196 2H197V1H196ZM196 2H195V3H196ZM203 2H205V1H203ZM208 2H209V0H208ZM227 2H228V1H227ZM230 2H229V3H230ZM240 2H241V1H240ZM247 2H249V1H247ZM247 2H246V3H247ZM22 3H23V1H22ZM24 3H25V2H24ZM24 3H23V4H24ZM36 3H37V2H36ZM49 3H50V2H49ZM157 3H158V4H157ZM176 3H177L176 5L178 6V4H179L178 1H177ZM185 3H183V4L185 5ZM198 3H202V0H200ZM211 3H212V2H210L209 4H211ZM250 3H251V0H250ZM250 3H249V5H251ZM9 4H10V3H9ZM20 4H21V2H20ZM59 4H58V5H59ZM145 4H146V3H145ZM152 4H153V5H152ZM155 4H156V5H155ZM161 4H160V5H161ZM189 4H190V3H189ZM204 4L206 5V3H204ZM207 4H208V3H207ZM25 5L27 6L26 3H25ZM25 5H24V6H25ZM31 5H32V4H31ZM48 5H49V4H48ZM48 5H47V6H48ZM166 5H170V4H169V3H168V4L166 3ZM172 5H173V4H172ZM172 5H170V6H172ZM176 5L174 6V9L177 7ZM180 5H182V4H180ZM190 5H191V4H190ZM199 5H201V4H199ZM4 6H5V4H4ZM6 6H7V5H6ZM138 6H137V8H138ZM161 6H162V5H161ZM161 6H160V7H161ZM170 6H169V7L166 6V7H167V8H170ZM207 6H208V5H207ZM207 6H206V7H207ZM222 6H223V5H222ZM262 6H263V5H262ZM8 7H9V6H8ZM49 7H51V6H49ZM140 7H139V8H140ZM164 7H165V5L162 6V8H164ZM172 7H173V6H172ZM172 7H171V8H172ZM179 7L181 8V6H179ZM185 7H186V6H185ZM200 7H201V6H200ZM208 7H209V6H208ZM216 7H217V6H216ZM231 7H232V6H231ZM233 7H234V6H233ZM43 8H44V7H43ZM45 8H46V7H45ZM70 8H68V9H70ZM150 8H151V7H150ZM209 8H210V7H209ZM213 8H214V7H213ZM213 8H212V9H213ZM235 8H236V7H235ZM242 8H243V7H242ZM140 9H141V8H140ZM176 9H178V8H176ZM197 9H198V8H197ZM210 9H211V8H210ZM219 9H220V8H219ZM228 9H229V8H228ZM248 9H249V8H248ZM11 10H12V9H11ZM46 10H47V9H46ZM62 10H63V9H62ZM137 10H138V9H137ZM151 10H152V9H150L149 11H151ZM153 10H154V9H153ZM188 10H189V9H187V11H188ZM191 10H192V9H191ZM194 10H195V9H194ZM201 10H202V9H201ZM230 10H231V9H230ZM239 10H240V9H239ZM35 11H37V10H35ZM41 11H42V10H41ZM155 11H156V10H154V12H155ZM159 11H160V10H159ZM159 11H158V12L156 11V13H159ZM163 11H164V10H163ZM165 11H166V10H165ZM168 11H169V10H168ZM179 11H180V10H179ZM212 11H213V10H212ZM214 11H217V12H218V10H215V9H214ZM236 11H237V10H236ZM247 11H248V10H247ZM247 11H246V12H247ZM251 11H254V10H251ZM22 12H23V11H22ZM26 12H27V11H26ZM28 12H29V11H28ZM47 12H48V11H47ZM134 12H135V13H134ZM166 12H167V11H166ZM209 12H210V11H209ZM227 12H228V11H227ZM246 12H245V13H246ZM249 12H250V11H249ZM254 12H255V11H254ZM18 13H19V12H18ZM30 13H31V12H30ZM32 13H33V12H32ZM34 13H35V12H34ZM38 13L40 14L41 12L39 11ZM42 13H43V12H42ZM141 13H142V14H141ZM145 13H146V9H145ZM145 13H143V12L140 11V12H139V15L141 14V15H142L141 17L143 18V15H145ZM163 13H164V12H163ZM163 13H162V14H163ZM188 13L190 14V12H188ZM188 13H187V14H188ZM193 13H194V15H191L192 18H190V19L188 18V19L190 20V23H191V21H193V23H192L193 26H194V23H195V24H202V23H205V22L208 20V24H209V28H208V30H213V29H214L213 26H215V22H217V21L219 22V19H218V20H217V19H212V15H211V16H210V15H208V16L206 15V16H205V15H203V14H202V15H199V14H198V15L196 16L197 12H193ZM193 13H192V14H193ZM218 13H219V12H218ZM220 13H221V12H220ZM223 13H225V12L223 11ZM223 13H222V14H223ZM239 13H240V12H239ZM247 13H248V12H247ZM258 13H259V12H258ZM35 14H37V12H36ZM39 14H37V15H39ZM43 14H44V13H43ZM166 14H167V13H166ZM169 14H170V13H169ZM169 14H168V16H169ZM209 14H210V13H209ZM212 14H214V13H212ZM226 14H227V13H226ZM226 14H225V15H226ZM243 14H244V12H243ZM14 15H15V14H14ZM17 15H18V14H17ZM17 15H16V16H17ZM31 15H32V14H31ZM37 15H34V16L37 17ZM65 15H66V16H65ZM68 15H69V13H68ZM146 15H148V17H149L150 19H152V21H155V22H156V21L159 19V15H161V14L158 15V14H155V13H153V12H152V13L148 12V13H146ZM172 15H173V14H172ZM172 15H171V16H172ZM215 15H216V14H215ZM217 15H218V14H217ZM44 16H46V14H45ZM50 16H52V15H50ZM130 16H131V17H130ZM151 16H152V17H151ZM161 16H162V15H161ZM171 16H170V17H171ZM174 16H175V15H174ZM38 17H39V16H38ZM38 17H37V18H38ZM41 17H42V16H41ZM144 17H146V16H144ZM163 17H164V16H163ZM163 17H162V18H163ZM230 17H231V16H230ZM230 17H229V18H230ZM46 18H48V17L46 16ZM130 18H132V19H130ZM138 18L140 19L139 16H138ZM146 18H147V17H146ZM162 18H161V19H162ZM165 18H166V17H165ZM168 18H169V17H168ZM39 19H40V18H39ZM51 19H52V18H51ZM139 19H137V20H139ZM163 19H164V18H163ZM186 19H187V18H186ZM226 19H228V18H226ZM8 20H9V18H8ZM12 20H13V19H12ZM12 20H11V21H12ZM16 20H17V19H16ZM18 20H20V19H18ZM18 20H17V21H18ZM22 20H23V19H22ZM26 20H27V19H26ZM48 20H49V18H48ZM134 20H135V19H134ZM144 20H145V19H144ZM32 21H33L32 24H35L38 20H37V19L35 20V18H34V20H32ZM32 21H31V22H32ZM53 21H55V20L53 19ZM135 21H136V20H135ZM140 21H141V20H140ZM159 21H160V19H159ZM163 21H164V20H163ZM167 21H169V23L171 22V23H176V24H177V21H179V20H177L176 18H170V19L167 20ZM5 22H6V21H5ZM12 22H13V21H12ZM22 22H23V21H22ZM38 22H39V21H38ZM48 22H49V21H48ZM51 22H52V20H51ZM132 22H131V24L133 25L134 23H132ZM155 22H154V23H155ZM179 22L181 23V24H180V27H181L183 24L185 25V24L187 23V21H183V20H182V21L180 20ZM218 22H217V23H218ZM254 22H255V20H254ZM23 23H25V22H23ZM43 23H44V22H43ZM121 23H122V24H121ZM124 23H125L126 27H125V26L121 27V25H123ZM137 23H138V22H137ZM143 23H144V22H143ZM143 23H142V24H143ZM147 23H148V22H147ZM152 23H153V22H152ZM156 23H157V22H156ZM158 23H160V22H158ZM158 23H157V24H158ZM188 23H189V22H188ZM13 24H14V23H13ZM21 24H22V23H21ZM118 24H119V25H118ZM131 24H130V26H131ZM138 24H139V23H138ZM140 24H141V23H140ZM144 24H145V23H144ZM162 24H163V23H161V25H162ZM221 24H222V23H221ZM225 24H226V23H225ZM259 24H261V23H259ZM0 25H1V24H0ZM47 25H48V26H47ZM55 25H54V26H55ZM135 25H137V24H135ZM154 25H155V24H154ZM178 25H179V23H178ZM178 25H177V26H178ZM189 25H190V24H189ZM235 25H236V24H235ZM253 25H254V24H253ZM119 26H120L121 28H120ZM164 26H165V25H164ZM186 26H188V24H186L184 28H186ZM193 26H191V27H193ZM11 27L13 28V26H11ZM11 27H10V28H11ZM23 27H25V26H23ZM67 27H69V29H71V27H72L71 32H73V33H71V32H66V31L69 30V29H66ZM148 27H149V26H148ZM155 27H156V26H155ZM165 27H166V26H165ZM195 27H196V26H194V28H195ZM198 27H199V26H198ZM225 27H226V26H225ZM230 27H231V26H230ZM256 27H258V26H256ZM21 28H22V27H21ZM32 28H33V27H32ZM159 28H160V27H159ZM170 28H171V26H170ZM170 28H169V30L172 29V28H171V29H170ZM181 28H182V27H181ZM228 28H229V27H228ZM243 28H244V27H243ZM19 29H20V28H19ZM19 29H18V30H19ZM22 29H25V28H22ZM26 29H27V28H26ZM30 29H31V28H30ZM59 29H60V31H59ZM65 29H66V31H65ZM119 29H116V30H119ZM148 29H149V28H148ZM156 29H157V28H156ZM165 29H166V28H165ZM187 29H188V28H187ZM189 29H190V27H189ZM189 29H188V30H189ZM199 29H200V28H199ZM260 29H261V28H260ZM8 30H9V28H8ZM31 30H32V29H31ZM177 30H178V28H177ZM181 30H182V29H181ZM201 30H202V29H201ZM203 30H204V29H203ZM0 31L2 32V30H0ZM15 31H16V30H15ZM23 31H24V30H23ZM53 31H54V33H53ZM128 31H129V30H128ZM134 31H135V30H134ZM158 31H159V30H158ZM172 31H173V29H172ZM172 31H171V32H172ZM191 31H192V28H191ZM16 32H17V31H16ZM28 32H29V31H28ZM33 32H34V31H33ZM37 32H38V31H37ZM41 32H42V31H41ZM118 32H119V31H118ZM154 32H155V30H154ZM174 32H175V31H174ZM176 32H177V31H176ZM186 32H187V31H186ZM192 32H193V31H192ZM2 33H4V32H2ZM50 33H51V34H50ZM67 33H68L69 35H67ZM132 33H134V32H132ZM190 33H191V32H190ZM196 33H197V32H196ZM199 33H200V32H199ZM212 33H213V32H207V34H204V33H203L204 35H203V34L201 35L202 41H204V42H203L204 45H206L207 47H208V45H209V46H210V45H214V46H213V50H214V47L216 48L215 45H217V49H218L219 47L222 48V46H223L224 48H226L225 51L227 50V53H225V51H223L224 54H228V53H230V52H228V50H229V49H233V52H235V54L233 53V54H234L233 57H234L235 55H238V53H237L238 49H236V50H237V51H236L235 48H234V46H233V47H232V46L230 47V45H229L228 47H225V45L228 44V41H230L228 37H224V35L216 36L215 34H212ZM4 34H5V33H4ZM6 34H7V33H6ZM10 34H11V33H10ZM19 34H20V33H19ZM53 34H55V35H53ZM125 34H127V33H125ZM170 34H171V33H170ZM11 35H12V34H11ZM66 35H67V36H66ZM127 35H128V34H127ZM130 35H129V36H130ZM140 35H141V34H140ZM145 35H146V34H145ZM167 35H169V34H167ZM167 35H165V36H167ZM17 36H19V35H16V34H15V36H14V34H13V36L11 37V39H13V42H14V37L17 39ZM36 36H37V35H36ZM39 36H40V35H39ZM65 36H66V37H65ZM135 36H136V35H135ZM163 36H164V35H163ZM165 36H164V39H166ZM198 36H200V35L198 34ZM2 37H3V36H2ZM22 37H23V36H22ZM22 37H20V38H22ZM62 37H65V38H66V39H65V42H63L64 38H62ZM127 37H128V39H127ZM160 37H161V36H159V38H160ZM183 37H184V36H183ZM183 37L181 36L182 40H184ZM229 37H230V36H229ZM6 38H7V37H6ZM27 38H29V35H28V37L26 36V39H27ZM39 38H40V37H39ZM39 38L36 37V39H35L36 42H35V40H34V42H35L34 44H35V45H36V43H37V40H38V43H40ZM150 38H151V37H150ZM154 38H155V37H154ZM159 38H158V39H159ZM168 38H171V36H168ZM168 38H167L166 40H168ZM174 38H175V37H174ZM174 38H173V39H174ZM176 38H178V37H176ZM186 38H187V36L185 37V39H186ZM188 38H189V37H188ZM197 38H198V37H197ZM3 39H4V38H3ZM3 39H0V41L3 40ZM16 39H15V40H16ZM22 39H23V38H22ZM29 39H31V38H29ZM155 39H157V38H155ZM162 39H163V37H161V40H160L161 43H162V42H163V43L166 42L165 40L162 41ZM178 39H180V38H178ZM190 39H191V38H190ZM192 39H193V38H192ZM7 40H8V39H7ZM18 40H19V37H18ZM24 40H25V39H24ZM145 40H146V39H145ZM150 40H151V39H150ZM170 40L172 41V39H170ZM170 40H168V42H169ZM193 40H194V39H193ZM237 40H238V39H237ZM242 40L245 41L246 43L249 41V42H251V44H254V43L252 42V40H253L254 42H255V41H258L257 39L248 38V37H247V39H244V38H243ZM26 41H27V40H26ZM31 41H32V39L30 40V42H31ZM134 41H135V40H134ZM160 41H159V42H160ZM174 41H175V40H174ZM191 41H192V40H191ZM231 41H233V40H231ZM263 41H264V40H263ZM3 42H4V41H3ZM3 42H1V43H3ZM7 42H9V41H7ZM44 42H42L43 45H44ZM132 42H133V41H132ZM139 42H140V41H139ZM154 42H155V41H154ZM156 42H157V41H156ZM182 42H183V41H182ZM182 42H181V43H182ZM200 42H201V41H200ZM249 42H248V43H249ZM5 43H6V42H5ZM14 43H15V42H14ZM32 43H33V41H32ZM42 43H41V44H42ZM166 43H167V42H166ZM170 43L172 44V43H174V42H169V43H168V46H167V47H168L169 49H170V46H169V45H171ZM241 43H242V41H241ZM248 43H247V44H248ZM261 43H262V42H261ZM3 44H4V43H3ZM3 44H0V47H1V48H0V51H3V53H1V52H0V53H1V54H4L6 57H2V56H4V55L0 56L1 58H3V59L0 58V65H1V69H2V70L0 71V72H1L0 75H2V74H3V75L5 74V75H4V76H3V75L0 76V79L3 78V79H5V81H6V80H11V79H12V80L15 81L16 78H17V76L19 75L18 77H19L20 80H21L22 78H21L20 76H21L22 74H24V71H25V72L27 71V69H26V70L24 69V68H26L25 66H27V64L25 63L26 61L24 62V61L22 60V58H21L22 55L19 54L20 52H15L16 50H19L20 48H19V49H18V48L15 49L16 46L14 47V46H13L12 44H10V43H8L9 45H7V46H11V45H12L14 48H12V46H11L10 48H9V47L6 48V47L3 46ZM30 44H31V43H30ZM124 44L127 45V43H124ZM136 44H138V42H137ZM136 44H135L133 47H136ZM144 44H145V42H144ZM144 44H143V45H144ZM176 44H177V43H176ZM200 44H202V43H200ZM255 44H257V43L255 42ZM27 45H28L29 47H31V45H29V44H27ZM35 45L32 44V46H34V47L37 48V45H38V44H37L36 46H35ZM139 45H141V44H139ZM146 45H147V43H146ZM157 45L159 46L158 42H157ZM166 45H167V44H166ZM173 45H174V47H173V49H174V48H175V43L172 44V46H173ZM182 45H183V44H180V46H182ZM202 45H203V44H202ZM219 45H220V46H219ZM221 45H222V46H221ZM5 46H6V45H5ZM18 46H19V45H18ZM23 46H24V45H23ZM122 46L124 47L125 45H121L120 48H122ZM127 46H128V45H127ZM163 46H164V44H163ZM172 46H171V50H172ZM180 46H179V47H180ZM206 46H205V47H206ZM218 46H219V47H218ZM258 46H261V44L258 45ZM2 47H4V48H2ZM26 47H27V46H26ZM130 47H131V45H130ZM133 47H132L131 49H134V51L136 52L135 49H136L137 47H136V48H133ZM142 47H143L142 45H141V47L139 46L140 49H141ZM176 47H177V49L175 48V50L178 52V46H176ZM203 47H204V46H203ZM207 47H206V48H207ZM255 47H256V46H255ZM36 48H35V49H36ZM84 48L88 50L87 52L90 51V53H87L86 50H85ZM88 48H90V50H89ZM108 48H109V47H108ZM118 48H119V46H118ZM161 48H162V46H161ZM180 48H181V47H180ZM208 48H209V47H208ZM210 48H211V50H212V46H210ZM220 48H219L218 50H220ZM227 48H228V49H227ZM243 48H244V47H243ZM243 48H241L242 52H243ZM245 48H246V46H245ZM248 48H249V46H248ZM258 48H260V47H257V48H256V51H257ZM21 49H22V47H21ZM21 49H20V50H21ZM27 49H28V48H27ZM32 49H34V48H32ZM37 49L39 50V48H37ZM55 49H54V50H55ZM63 49H64V50H63ZM111 49H112V48H111ZM124 49L127 50L128 48L126 47V48H124ZM131 49H129V51H130ZM142 49H143V48H142ZM146 49H147V48H146ZM199 49H200V48H199ZM251 49H252V48H251ZM40 50H41V45H40ZM84 50H85V51H84ZM112 50H114V49H112ZM119 50H120V49H118V51H119ZM121 50H122V49H121ZM144 50H145V48H144ZM147 50H148V49H147ZM161 50L163 51L164 49H161ZM166 50H167V49H165V51H166ZM171 50H169V51H171ZM175 50H172V51H174L173 53L176 52ZM190 50H191V49H190ZM196 50H197V49H196ZM211 50H210V51H211ZM222 50H223V48H222ZM222 50H221V51H222ZM234 50H235V51H234ZM241 50H240V51H241ZM245 50H246V49H245ZM249 50H250V48H249ZM254 50H255V48H254ZM254 50H253V51H254ZM26 51H27V50H26ZM30 51H31V50H30ZM33 51H34V50H33ZM35 51H36V50H35ZM108 51H109V49H108ZM110 51H111V50H110ZM110 51H109V54H110L109 56H111V54H114V53H112V51H111V53H110ZM116 51H117V50H115V52H116ZM123 51H124V50H123ZM123 51H120V52H123ZM129 51H128V52H129ZM141 51L144 52L143 50H141ZM149 51L152 52L151 49H149ZM183 51H184V49H183ZM230 51H231V50H230ZM253 51L250 50V52H253ZM258 51H259V50H258ZM258 51L256 52V54L258 53ZM28 52H29V51H28ZM28 52H27V53H28ZM37 52L40 53V51H37ZM37 52H36V53H37ZM57 52H56V53H57ZM128 52H126V54H128ZM132 52H133V51H132ZM138 52H139V54H137V56H134V55H133V56H130V55H129V56H130L131 58L133 57L134 59H135L136 57H137V58L140 57V58L138 59V60H139V64H138V65H140V61L142 60V58H143L142 61H144V59L146 58V57H144V56L147 55L146 53H148V51H146V53L143 54L144 56H143L142 54L140 55V53H141L140 50H139ZM138 52H136V53H138ZM167 52H168V51H167ZM179 52H180V50H179ZM181 52H182V50H181ZM181 52H180V53H181ZM188 52H189V51H188ZM231 52H232V51H231ZM242 52H241V53H242ZM245 52H246V51H245ZM245 52H243V53L245 54ZM247 52H248V50H247ZM259 52H260V51H259ZM263 52H264V51H263ZM16 53H17V54H16ZM30 53H31V52H30ZM33 53L35 54V52H33ZM38 53H37V54H38ZM52 53H55V52L52 51ZM52 53H48V54H52ZM56 53H55V54H56ZM116 53H117V52H116ZM130 53H131V52H129V54H130ZM136 53H135V54H136ZM164 53H165V52H164ZM189 53H190V52H189ZM200 53H201V52H200ZM213 53H214V52H213ZM213 53H212V54H213ZM219 53H220V51H219ZM219 53H218V54H219ZM243 53H242V55L245 56ZM248 53H249V52H248ZM248 53L246 54L247 56L251 54V53H249V54H248ZM1 54H0V55H1ZM28 54H29V53H28ZM48 54H47V55H48ZM62 54H63V55H62ZM67 54H68V56H67ZM119 54H120V53H119ZM124 54H125V52H124ZM126 54H125V55H126ZM131 54H132V53H131ZM133 54H134V52H133ZM165 54H166V53H165ZM169 54H172V52H171V53H168V55H169ZM176 54H177V53H176ZM176 54H175V55H176ZM181 54H182V53H181ZM183 54H184V53H183ZM214 54H216V52H215ZM218 54H217V55H218ZM239 54H240V52H239ZM261 54H262V53H260V55H261ZM17 55H18V56L21 55V56H20V57H17ZM39 55H40V54H39ZM120 55H121V54H120ZM125 55H124V57H125ZM152 55L154 56V54H152ZM177 55H179V54H177ZM185 55L187 56V54H185ZM240 55H241V54H240ZM252 55H254V53H253ZM8 56H9V58H8ZM11 56H12V57H11ZM15 56H16V58H21V61H20V59L13 58V57H15ZM35 56H36V55H35ZM37 56H38V55H37ZM70 56H71V58H69ZM113 56H114V55H113ZM150 56H151V54H150ZM153 56H151V57L153 58ZM172 56H174V55H172ZM181 56H182V55H179V57H181ZM192 56H193V55H192ZM198 56H199V55H198ZM207 56H208V55H207ZM222 56H224V55H222ZM228 56H230V54H229ZM228 56H226V59H227V60H228V58H227ZM238 56H239V55H238ZM243 56H241V57L239 56V57H238V61H239V59L242 58ZM29 57H31V55H30ZM38 57H40V56H38ZM45 57H47V59H46ZM57 57H59V59L64 58V57H65V58H64V61H61V60H63V59L58 60ZM72 57H73V59H72ZM114 57L116 58L117 55L114 56ZM119 57H120V56H119ZM119 57H118V58H119ZM147 57H148V55H147ZM204 57H205V56H204ZM218 57H221V56H218ZM251 57H252V56H251ZM254 57H255V55H254ZM256 57H257V55H256ZM260 57H261V56H260ZM5 58H6L7 60H6ZM11 58H12L16 63H18V62H19V63L16 64V65H15V63H12V64H11V61H12V60H10ZM48 58H49V59H48ZM118 58H117V59H118ZM122 58H123V57H122ZM128 58H129V57H128ZM181 58H182V57H181ZM192 58H194V57H192ZM196 58H197V57H196ZM235 58H236V56H235ZM245 58H247V57H245ZM249 58H250V56H249ZM252 58H253V57H252ZM4 59L6 60V62L3 61ZM15 59H16V60H15ZM65 59H66V61H65ZM74 59L77 60V61H75V62H78L79 60H82V61H79V62H78V64H79L80 67H79L78 65H76L77 63L75 64ZM108 59H109V57H108ZM111 59H113V58L111 57ZM117 59H113V61H114V60L117 61ZM125 59H126V57H125ZM129 59H130V58H129ZM221 59H222V61H223V57H222ZM224 59H225V57H224ZM226 59H225V61H226ZM230 59H231V57H230ZM230 59H229V60H230ZM242 59H243V58H242ZM250 59H251V58H250ZM109 60H110V59H109ZM118 60H119V59H118ZM127 60H128V59H127ZM131 60H132V59H131ZM149 60H152V59H149ZM153 60H154V59H153ZM153 60H152V61H153ZM231 60H232V59H231ZM231 60H230V61H231ZM236 60H237V59H236ZM263 60H264V59H263ZM7 61H10L11 66L14 64V65L12 66V69H13L15 66H16V67L18 66V68H15L14 70L10 69L11 66H10V68L7 66V64H9V62H7ZM14 61H12V62H14ZM22 61H23V62H22ZM123 61H125L124 58H123ZM123 61H122V63H123ZM145 61H146V60H145ZM147 61H148V60H147ZM147 61H146V63H147ZM191 61H192V60H191ZM191 61H190V62H191ZM208 61H209V60H208ZM215 61H216V60H215ZM219 61H220V60H219ZM225 61H224V62H225ZM233 61H234V60H233ZM3 62H4L5 64L7 63L6 66L11 70V72H12L13 74L11 73V75H10V73H9L10 70H9L7 67H6V68H5V66H4V68L2 67V65L4 64ZM20 62H22V64H23L24 66H22V64H21ZM34 62H35V61H34ZM84 62H82V63H84ZM102 62H103V61H102ZM102 62H101V63H102ZM129 62H130V60H129ZM136 62H137V61H136ZM153 62H154V61H153ZM153 62H152V63H153ZM53 63H54V64H53ZM70 63H71V64H70ZM90 63H91V62H90ZM115 63H116V62H115ZM115 63H114V64H115ZM124 63H125V62H124ZM137 63H138V62H137ZM185 63H186V62H185ZM198 63H199V62H198ZM25 64H26V65H25ZM31 64H32L33 66H32ZM104 64L106 65V62H105V61H104ZM104 64H103V65H104ZM118 64H119V63H118ZM120 64H121V62H120ZM132 64H133V63H132ZM153 64H154V63H153ZM153 64H149V65H150V66H151V65L153 66ZM158 64H159V63H158ZM164 64H166V63H164ZM183 64H184V63H183ZM188 64H189V63H188ZM19 65H21V67L23 68V70H24V71L22 70L23 72L21 71V69H19V67H20ZM30 65H31V68H30ZM50 65L52 66V68H51ZM83 65H84V64H83ZM103 65H101V66H103ZM115 65H116V64H115ZM121 65H122V64H121ZM121 65H120V66H121ZM155 65H156V63H155ZM59 66L56 67V68H59ZM126 66H127V64H126ZM128 66H129V67L131 66L130 63H129ZM143 66H145L144 63H143ZM158 66H161V65L159 64ZM223 66H224V65H223ZM103 67L105 68V66H103ZM103 67H102V68H103ZM141 67H142V66H140L139 68H141ZM165 67H166V66H165ZM167 67H168V66H167ZM178 67H179V66H178ZM186 67H187V66H186ZM226 67H227V66H226ZM243 67H244V66H243ZM56 68H55V69H56ZM60 68H59V69H60ZM64 68H65V69H64ZM104 68H103V69H104ZM108 68H109V67H108ZM110 68H112V70H114V68H116V67H110ZM143 68H144L145 71H147V70L145 69V67H143ZM156 68H157V67H156ZM156 68H155V69H156ZM168 68H169V67H168ZM205 68H206V67H205ZM4 69L7 70V71H6L7 73L5 72ZM16 69H17V70H16ZM18 69H19V70H18ZM50 69H49V70H50ZM55 69H53V71H54ZM61 69H60V70H61ZM106 69H107V68H106ZM122 69H123V68H122ZM126 69L129 70V68H126ZM132 69H134V68H132ZM132 69H131V70H132ZM147 69H148V68H147ZM245 69H246V67H245ZM259 69H260V68H259ZM30 70H29V71H30ZM56 70H57V69H56ZM109 70H110V69H109ZM120 70H121V69H120ZM142 70H143V69H142ZM149 70H150V69H149ZM246 70H247V69H246ZM2 71H3V72H2ZM8 71H9V72H8ZM14 71H16L18 74H17L16 72H15V73H16V74H15ZM29 71H28V72H29ZM34 71H32V72H34ZM67 71H68V72H67ZM105 71H106V70H105ZM117 71L119 72V70H117ZM126 71H127V70H126ZM136 71H137V70H136ZM154 71H155V70H154ZM244 71H245V70H244ZM39 72H40V71H38L37 73H39ZM42 72H43V71H42ZM42 72H41V73H42ZM44 72H45V70H44ZM115 72H116V71H115ZM115 72H114V73H115ZM124 72H125V71H124ZM127 72H128V71H127ZM133 72H134V71H133ZM143 72H144V71H143ZM164 72H165V71H164ZM204 72H205V71H204ZM241 72H242V71H241ZM37 73H35L34 76H37V75H38ZM41 73L39 74L40 77H42ZM47 73H48V71L46 72V74H47ZM84 73H85L86 76L83 75ZM99 73H100V72H99ZM101 73H103V72H101ZM101 73H100V74H101ZM106 73H108V69H107V72H106ZM145 73H146V72H145ZM165 73H166V72H165ZM165 73H164V74H165ZM167 73H168V72H167ZM167 73H166V74H167ZM169 73H170V72H169ZM6 74H7V75H10V76H7ZM25 74H26V73H25ZM31 74H32V73H31ZM36 74H37V75H36ZM46 74H45V75H46ZM57 74H58V75H57ZM74 74H75V75H74ZM103 74H104V73H103ZM108 74H112V73H110V71H109ZM120 74L122 75L121 71H120ZM120 74H119V75H120ZM125 74H126V73H125ZM137 74H138V73H137ZM137 74H136V75H137ZM147 74H149V73H147ZM162 74H163V72H162L160 75H162ZM166 74H165V75H166ZM250 74H251V73H250ZM261 74H262V73H261ZM13 75H16V76H13ZM45 75H43V76H45ZM54 75H55V74H54ZM54 75H53V76H54ZM101 75H102V74H101ZM104 75H106V74H104ZM104 75H102L103 78L105 77ZM119 75H118V76H119ZM121 75H120V76H121ZM123 75H124V74H123ZM123 75H122V77H123ZM133 75H134V74H133ZM139 75H140V74H139ZM139 75H137V76L139 77V78H137V79H140V76H139ZM145 75H146V74H145ZM151 75H152V74H151ZM169 75H170V74H169ZM172 75H173V74H172ZM172 75H171V76H172ZM225 75H226V74H225ZM11 76H13L14 79H13V77L11 78ZM27 76H29V75H27ZM118 76H117V78H118ZM129 76H130V74H129ZM156 76H157V74H156ZM162 76H163V75H162ZM162 76H161V77H162ZM4 77H5V78H4ZM40 77H39V79H40ZM47 77H48V75H47ZM54 77H55V76H54ZM108 77H109V76H108ZM110 77H112V76L110 75ZM114 77H116V76H114ZM125 77H126V76H125ZM141 77H142V76H141ZM154 77H155V76H154ZM161 77H160V80H164V79L166 78V77H165V78L162 77L163 79H161ZM167 77H168V75H167ZM169 77H170V76H169ZM221 77H222V76H221ZM234 77H235V76H234ZM234 77H233V78H234ZM257 77H258V76H257ZM8 78H9V79H8ZM29 78L31 79V77H29ZM37 78H38V76H37ZM49 78H51V77H48V78H47L49 81H50L51 79H54V78H51V79H49ZM112 78H113V77H112ZM119 78H120V77H119ZM129 78H130V77H129ZM129 78H128V79H129ZM172 78H173V77H171L170 79H168V81H172V80H174V79H172ZM23 79H24V78H23ZM26 79H27V78H26ZM39 79H38V80H39ZM42 79L44 80V78H42ZM56 79H57V78H56ZM58 79H57V80H58ZM110 79H111V78H110ZM121 79H123V78H121ZM125 79H126V78H125ZM125 79H124V80H125ZM135 79H136V78H135ZM142 79H144V78L142 77ZM142 79H141V81H142ZM227 79H228V76H227ZM255 79H256V78H255ZM45 80H46V79H45ZM54 80H55V79H54ZM260 80H261V79H260ZM14 81H11V82L13 83ZM16 81H19V80H16ZM22 81H23V80H21L19 83H21ZM25 81H26V80H25ZM30 81H34V79L32 78V80H30ZM39 81H40V80H39ZM39 81H38L37 83H39ZM52 81H53V80H52ZM59 81H58V82H59ZM113 81H114V80H113ZM113 81L111 80L112 84H113ZM120 81H122V80H120ZM132 81H133V80H132ZM134 81H135V80H134ZM137 81H138V80H137ZM139 81H140V80H139ZM157 81H158V80H157ZM174 81H175V80H174ZM174 81H172V82H174ZM176 81H177V80H176ZM222 81H223V80H222ZM258 81H259V80H258ZM261 81L263 82V83L261 84V86H264V81H263V79H262ZM7 82H8V81H7ZM50 82H51V81H50ZM54 82H57V81L55 80V81H53V83H54ZM86 82H88V83L86 84ZM114 82H115V81H114ZM116 82H117V81H116ZM163 82H165V80H164ZM203 82H204V81H203ZM203 82H202V83H203ZM247 82H248V81H247ZM259 82H260V81H259ZM2 83H3V81H2ZM5 83H6V82H5ZM14 83H16V82H14ZM25 83H26V82H25ZM28 83L32 84L31 82H28ZM34 83H35V81H34ZM45 83L47 84L48 81H45ZM45 83H44V84H45ZM106 83H107V82H106ZM109 83H110V81H109ZM135 83H136V82H135ZM140 83H141V82H140ZM166 83H167V82H166ZM166 83H165V85H166ZM176 83H178V81H177ZM182 83H184V82H182ZM229 83H231V82H229ZM22 84H23V83H22ZM22 84H21V85H22ZM26 84H27V83H26ZM49 84H50V83H48V85H49ZM116 84H117V83H116ZM138 84H139V83H138ZM168 84H169V83H168ZM179 84L181 85V82L178 83L177 85H179ZM189 84H190V83H189ZM189 84H188V86L191 85V84H190V85H189ZM253 84H254V83H253ZM259 84H260V83H259ZM3 85H4V84H3ZM8 85H9V84H8ZM8 85H6V86H8ZM14 85H15V84H14ZM41 85H42V83H41ZM48 85H47V86H48ZM50 85H51V84H50ZM50 85H49L48 87H50ZM52 85H53V84H52ZM52 85H51V86H52ZM55 85H56V84H55ZM92 85H94V86L96 87V89H95V87L92 86ZM120 85L122 86V83H120ZM123 85H125V84H123ZM132 85H133V84H132ZM142 85H143V84H142ZM148 85H149V84H148ZM162 85L164 86V84H162ZM170 85H171V82H170ZM177 85H176V86H177ZM183 85H185V84H183ZM256 85H257V84H256ZM6 86H5V87H6ZM15 86H16V85H15ZM18 86H19V85H18ZM18 86H17V87H18ZM26 86H27V85H24V87H26ZM30 86H31V85H30ZM32 86H34V85L32 84ZM35 86L38 87V85H35ZM39 86H40V85H39ZM42 86H43V85H42ZM58 86H59V85H58ZM58 86H57V87H58ZM110 86H111V83H110ZM110 86H108V87H110ZM126 86H128V85H126ZM133 86H134V85H133ZM221 86H222V85H221ZM226 86H227V85H226ZM259 86H260V85H259ZM1 87H2V86H1ZM37 87H35V89H36ZM43 87H44V86H43ZM45 87H46V86H45ZM48 87L46 88V90H48V92H49V90L54 91V90H52V89H48ZM54 87H56V86H54ZM113 87H114V86H113ZM118 87H120L119 84H118ZM145 87H146V85H145ZM166 87H167V86H166ZM178 87H179V86H178ZM178 87H175V88H178ZM185 87H186V86H185ZM185 87H184V88H185ZM190 87H191V86H190ZM190 87H189V89H190ZM256 87H257V89H256ZM9 88H10V87H9ZM51 88H52V87H51ZM114 88H115V87H114ZM124 88H125V87H124ZM134 88H136V87H134ZM138 88H139V86H138ZM146 88H147L146 91L151 92L150 94H152L151 88H149L150 91H149L148 87H146ZM152 88H153V87H152ZM155 88H157V87H155ZM164 88H165V87H164ZM179 88L182 89L183 87L180 86ZM251 88H252V85H251ZM253 88H255V90H258V85H257V86H253ZM261 88H262V87H261ZM261 88H259V89H261ZM3 89H4V88H3ZM16 89H17V88H16ZM21 89H22V86H21ZM35 89H34V90H35ZM38 89H40V88H38ZM42 89H44V88H42ZM74 89H75V90H74ZM108 89L114 90V89H112V88H108ZM116 89H117V88H116ZM118 89H119V88H118ZM125 89H127V88H125ZM139 89H141V88H139ZM142 89H144V88H142ZM158 89H159V88H158ZM158 89H157V90H158ZM160 89H162V88L160 87ZM166 89H167V88H166ZM206 89H207V88H206ZM1 90H2V89H0V91H1ZM9 90H11V89H9ZM9 90H8V91H9ZM22 90H23V89H22ZM27 90H28V88H27ZM31 90H32V88H31ZM69 90H70V91H69ZM120 90H122V89H120ZM152 90H153V89H152ZM154 90H156V89H154ZM168 90H169V89H168ZM183 90H184V89H183ZM223 90H224V89H223ZM248 90H249V89H248ZM255 90H254V92H255ZM25 91H26V90H25ZM28 91H29V90H28ZM41 91H42V90H40V92H41ZM43 91H44V90H43ZM56 91H57V90H56ZM59 91H61V88H59ZM106 91H107V90H106ZM122 91H124V89H123ZM128 91H129V90H128ZM134 91H135V90H134ZM136 91H137V90H136ZM136 91H135V92H136ZM143 91H144V90L141 91L142 94L144 93L143 95L140 93V95L138 94L137 96H140V97H141V95H142L141 98L147 99V98H145V97H148L149 95H148V96H145V95H146V94H145V91H144V92H143ZM158 91H160V90H158ZM163 91H164V90H163ZM163 91H162V92H163ZM172 91H173V90H171V92H172ZM186 91H188V90H186ZM197 91H198V90H196V92H197ZM199 91H200V90H199ZM203 91H204V90H203ZM205 91H206V90H205ZM205 91H204V92H205ZM212 91H213V90H212ZM218 91H219V89H218ZM239 91H240V90H239ZM259 91H260V92H259V95H258V96L260 97V96L263 95V94L261 93L263 90H262V91L259 90ZM6 92H7V91H6ZM29 92H30V91H29ZM29 92H28V93H29ZM40 92H39V93H40ZM100 92H99V94L102 93V92H101V93H100ZM108 92H109V91H108ZM113 92H114V91H113ZM117 92H119V90H117ZM132 92H133V91H132ZM160 92H161V91H160ZM191 92H192V90H191ZM208 92H209V91H208ZM220 92H221V91H220ZM220 92H219V94H220ZM236 92H237V91H236ZM240 92H241V91H240ZM243 92L245 93V91H243ZM243 92H242V93H243ZM249 92L251 93V92H253V91H249ZM32 93H33V92H32ZM36 93H37V92H36ZM39 93H38V94H39ZM49 93H50V95H51L52 92H49ZM59 93H61V92H59ZM72 93H71V94H72ZM89 93H88V95L90 96V98H91L92 96L95 95V94H94V95L91 96ZM92 93H91V94H92ZM104 93H106V92H104ZM115 93H116V92H115ZM115 93H114V94H115ZM122 93H125V92H122ZM127 93H128V92H127ZM133 93H134V92H133ZM133 93H132V94H133ZM154 93H155V92H154ZM157 93H158V92H157ZM177 93H179V92H177ZM199 93H201V92H199ZM224 93H225V92H224ZM227 93H228V92H227ZM250 93H249V94H250ZM255 93H256V92H255ZM257 93H258V92H257ZM257 93H256V94H257ZM260 93H261V95H260ZM263 93H264V91H263ZM2 94H3V93H2ZM14 94H15V93H14ZM14 94H13V95H14ZM38 94H37V95H38ZM66 94H68V93H66ZM99 94H98V95H99ZM107 94H108V93H107ZM116 94H117V93H116ZM120 94H121V93H120ZM120 94H119V95H120ZM136 94H137V93H136ZM136 94H135V96H136ZM158 94H159V96H161L160 93H158ZM163 94H164V93H162V96L160 97V98H162V99H161L162 101L165 99V98L163 99L164 96H168V98H169V94H170V93L165 94V95H163ZM175 94H176V93H175ZM192 94H193V93H192ZM202 94H204V93H202ZM235 94H236V93H235ZM249 94H248V95H249ZM19 95H21V92H20ZM19 95L17 96L16 100L18 99ZM25 95H26V93H25ZM33 95H35V94H33ZM37 95H36V96H37ZM39 95H40V94H39ZM44 95H45V93H44ZM44 95H43V96H44ZM50 95L48 96V95H47V92H46L45 97H47V96L50 97ZM60 95H61V94H60ZM73 95H74V94H73ZM76 95H78V94H76ZM76 95H75V98H77ZM111 95H113V94H111ZM111 95H109V96H111ZM128 95H129V94H128ZM133 95H134V94H133ZM133 95H132V96H133ZM171 95L173 96L172 93H171ZM187 95H188V94H187ZM216 95H217V94H216ZM231 95H233V94L230 93V96H231ZM238 95L240 96V94H238ZM242 95H243V94H242ZM252 95H253V94H252ZM21 96H22V95H21ZM21 96H20V97H21ZM30 96H31V95H30ZM43 96H42V97H43ZM56 96H57V94H56ZM65 96H66V95H65ZM65 96H63V97L65 98ZM103 96H104V95L102 94V96H101L102 99H101V100H104V99H103ZM105 96H106V95H105ZM175 96H177L176 99H178V96H179V95L177 94V95H175ZM194 96L196 97V95H194ZM205 96H206V95H205ZM205 96H204V99L206 98ZM217 96H218V95H217ZM234 96L236 97V95H234ZM243 96H244V95H243ZM243 96H242V99L239 97V100L241 99V100L243 101ZM3 97H4V96H3ZM32 97H33V96H32ZM59 97H60V96H59ZM66 97H67V96H66ZM71 97H72V96H71ZM87 97H88V96H86V99H87ZM97 97H99V96H97ZM97 97H95V98L97 99ZM111 97H112V96H111ZM123 97H124V96H123ZM127 97H128V96H127ZM152 97H153V95H152ZM184 97H185V95H184ZM189 97H190V96H189ZM215 97H216V96H215ZM235 97H234V99H235ZM263 97H264V96H263ZM263 97H262V98H263ZM0 98H1V96H0ZM9 98H10V97H9ZM13 98H14V97H13ZM30 98H31V97H30ZM33 98H34V97H33ZM61 98H62V97H61ZM68 98H69V97H68ZM72 98H73V97H72ZM79 98H80V96H79ZM81 98H82V97H81ZM106 98H108V96H107ZM106 98H105V99H106ZM117 98H118V97H117ZM121 98H122V97H121ZM136 98H137V97H136ZM138 98H139V97H138ZM155 98H156V97H155ZM166 98H167V97H166ZM168 98H167V99H168ZM172 98L174 99V97H170V98H169V99H170V103H172V100H173ZM179 98H180V96H179ZM197 98H198V97H197ZM197 98H196V99H197ZM201 98H202V97H201ZM218 98H219V97H217V99H218ZM220 98H221V97H220ZM231 98H232V97H230V100H231ZM236 98H237V97H236ZM245 98H246V97H245ZM251 98H253V97L251 96ZM260 98H261V97H260ZM37 99H38V98H37ZM70 99H71V98H70ZM169 99L166 100V101H169ZM182 99H183V97H182ZM186 99H187V98H186ZM196 99H194V100H196ZM208 99H209V101H210L211 98H208ZM213 99H214V98H213ZM215 99H216V98H215ZM215 99H214V100H215ZM221 99H224V98H221ZM232 99H233V98H232ZM253 99H255V98H253ZM263 99H264V98H263ZM1 100H2V98H1ZM1 100H0V101H1ZM8 100H9V99H8ZM39 100H40V99H38V101H39ZM49 100H50V99H49ZM62 100H63V99H62ZM67 100H69V99H67ZM72 100H73V99H72ZM78 100H79V99H78ZM78 100H77V101H78ZM83 100L85 101L84 98H83ZM83 100H81V101H83ZM92 100H94V102H95V99H92ZM111 100H112V99H111ZM117 100H118V99H117ZM119 100H120V99H119ZM119 100H118V102H119ZM136 100H137V99H136ZM136 100H135V101H136ZM151 100H152V98H151ZM200 100H202V99H200ZM200 100H198V102H199ZM211 100H212V99H211ZM235 100H236V99H235ZM260 100H262V99H260ZM260 100H259V102H260ZM4 101H5V100H4ZM4 101H3V102H4ZM10 101H11V100H9V102H10ZM18 101H19V100H18ZM24 101H25V100H24ZM40 101H43V99L40 100ZM45 101H46V100H45ZM57 101H58V100H57V98H56V102H57ZM69 101H70V100H69ZM75 101H76V100H75ZM77 101H76V103H77ZM87 101H88V99H87ZM96 101H97V104H98V102H99L100 100H99V101L96 100ZM104 101H105V100H104ZM104 101H102V102H104ZM107 101H108V100H106V103H108ZM124 101H126V100H124ZM128 101H129V100H128ZM137 101H139V100H137ZM154 101H155V100H154ZM159 101H160V100H159ZM183 101H184V100H183ZM183 101L180 100V103H183ZM186 101H187V100H186ZM196 101H197V100H196ZM215 101H216V100H215ZM217 101H218V100H217ZM220 101H221V100H220ZM226 101H227V100H226ZM226 101H225V102H226ZM233 101H234V100H233ZM242 101H241V102H242ZM19 102H20V101H19ZM27 102H28V101H27ZM35 102H37V100H36ZM35 102H34V103H35ZM43 102H44V101H43ZM43 102H42V104H43ZM51 102H52V100H51ZM53 102L55 103V101H53ZM59 102H62V101H59ZM63 102H64V101H63ZM63 102H62V103H63ZM85 102H86V101H85ZM90 102H91V100H90ZM90 102H88V103H90ZM111 102H112V101H111ZM111 102H109V103L111 104ZM120 102H121V100H120ZM143 102H144V100H143ZM174 102H175V99L173 100V103H172L173 106L177 104V100H176V104H175ZM198 102H197V104H198ZM210 102H211V101H210ZM225 102H222V103H220V104L223 105ZM230 102H232V101H230ZM235 102H236V101H235ZM235 102L232 103V104L229 103V104H228V107H230L231 105H233V106L236 107ZM237 102H238V101H237ZM12 103H14V102L12 101ZM16 103H17V102H16ZM34 103H33V105H34ZM46 103H48V102H46ZM62 103H60V104H62ZM70 103H71V102H70ZM78 103H79V102H78ZM78 103H77V104H78ZM80 103H81V102H80ZM86 103H87V102H86ZM99 103H100V102H99ZM109 103H108V104H109ZM114 103H115V105L117 104L116 101H114ZM114 103H113L112 105H114ZM121 103H122V102H121ZM129 103H130V101H129ZM133 103H134V102H133ZM141 103H142V102H141ZM145 103H147V101H146ZM150 103H151V102H150ZM150 103H148V104H150ZM162 103H163V102H162ZM167 103L169 104V102H167ZM194 103H195V101H194ZM207 103H208V102H207ZM226 103H228V101H227ZM262 103H263V101H262ZM2 104H3V103L1 102V106H0V107H1V108H0V109H1V112H2V113H3V112L5 113V112L8 111V112L11 114V108H9L8 106H6L7 109H6L5 107L3 108L4 104H7V102L4 103L3 106H2ZM18 104H19V103H18ZM30 104H31V103H30ZM30 104H29V105H30ZM40 104H41V103H40ZM42 104H41V107H42ZM56 104H59V103H56ZM66 104H67V103H66ZM73 104H74V103H73ZM73 104H71V105H73ZM95 104H96V103H95ZM103 104H104V103H103ZM108 104H106V105L103 106L104 108H106V110H107V108L109 107ZM126 104H127V103H126ZM134 104H135V103H134ZM138 104H139V103H138ZM148 104H147V107L149 106ZM151 104H152V103H151ZM199 104H201V103L199 102ZM204 104H205V103H204ZM204 104H203V105H204ZM208 104H209V103H208ZM215 104H216V103H215ZM230 104H231V105H230ZM9 105H10V104H9ZM12 105H13V104H12ZM22 105H23V104H22ZM26 105H27V104H26ZM38 105H39V104H38ZM43 105H44V104H43ZM47 105L50 107L51 104L48 103V104H46V106H47ZM52 105H54V104H52ZM71 105H70V106H71ZM90 105H91V104H90ZM93 105H94V104H93ZM98 105H100L101 108H100V106H99V108H100L101 110H103L102 103H101V104H98ZM118 105H119V103H118ZM118 105H117V106H118ZM122 105H123V104H122ZM122 105H120V106H122ZM136 105H137V103H136ZM157 105H158V104H157ZM162 105H163L162 110H165V111L167 110V109H166L167 107H170L171 109H172V107H173V106H169V105L167 106L165 103L162 104ZM177 105H178V104H177ZM194 105H195V104H194ZM229 105H230V106H229ZM240 105H241V104L239 103V105H237V106L239 107ZM243 105H244V103H243ZM252 105H254V104H252ZM259 105H260V104H259ZM27 106H28V105H27ZM27 106H26V108H28ZM46 106H43V110H44V112L48 113L49 115H50L51 113H52V114H55V113H53V111L50 112V111L52 110L51 107H53V106H51L50 108H48V107H46ZM54 106H57V105H54ZM65 106H66V105H65ZM65 106H64V107H65ZM120 106H118V107H120ZM124 106H125V104L123 105V108H124ZM130 106H131V105H130ZM139 106H141V104H140ZM151 106H152V105H151ZM164 106H165V107H164ZM166 106H167V107H166ZM182 106H184V105H181V104H180V107H182ZM186 106H187V105H186ZM189 106H190V104H189ZM206 106H207V105H206ZM224 106H225V108H227L226 104H224ZM224 106H223V107H224ZM233 106H232V107H233ZM260 106H261V105H260ZM16 107H18V106H16ZM23 107L25 108L24 105H23ZM23 107H21V109L24 110ZM34 107H36V104L34 105ZM34 107H33V108H34ZM67 107H69V106H67ZM72 107H73V106H72ZM78 107H79V105H78ZM78 107H77V108H78ZM97 107H98V106H97ZM97 107H96V108H97ZM128 107H129V105H128ZM128 107H125L124 109H125L126 111H128L129 109H126V108H128ZM135 107H136V106H135ZM152 107H153V112H154V110H155V111L157 110V109H154L155 106H152ZM158 107H159V106H157V108H158ZM199 107H200V105H198V109H199ZM203 107L205 108V106H203ZM203 107H200V109L203 108ZM218 107H219V106H218ZM232 107H231V108H232ZM235 107H233L232 109H234ZM19 108H20V107H19ZM19 108H18V109H19ZM47 108H48V109H47ZM59 108H60V107H59ZM75 108H76V107H75ZM86 108H87V107H86ZM93 108H94V107H93ZM96 108H95V109H91V107H90V111H88V112H89V113H95V114H96V113H97V112H96V111H97ZM112 108H113V106H112ZM121 108H122V107H121ZM121 108H120V109H121ZM123 108H122V109H123ZM137 108H138V106H137ZM143 108H144V107H143ZM149 108H150V107H149ZM160 108H161V107H160ZM178 108H179V107H178ZM182 108H183V107H182ZM186 108H187V107H186ZM189 108H191V107H189ZM194 108H196V107H194ZM206 108H207V107H206ZM212 108H213V105H212ZM220 108H221V106H220ZM220 108H219V110H220ZM252 108H253V107H252ZM255 108H257V107H255ZM18 109H17V110H18ZM30 109H31V108H30ZM34 109H35V108H34ZM41 109H42V108H40V107H38V109H36V110H38L37 115H38V114L40 115V110H41ZM49 109H50V111H49ZM53 109H55V108H53ZM60 109H62V107H61ZM60 109H59V110H60ZM63 109H64V108H63ZM63 109H62V110H63ZM72 109H74V108H72ZM81 109H82V108H81ZM109 109H110V111H111V107H110ZM134 109H135V108H134ZM144 109H146V108H144ZM150 109H151V108H150ZM184 109H185V108H183V110H184ZM187 109H188V108H187ZM187 109H185L184 111L187 112V111H186ZM192 109H193V108H192ZM198 109H197V110H198ZM223 109H224V108H223ZM248 109H249V108H248ZM2 110H3V111H2ZM12 110H13V108H12ZM15 110H16V109H15ZM15 110H14V111H15ZM31 110H32V109H31ZM31 110H30V113H32ZM88 110H89V109H88ZM106 110H104V114H105V111H106ZM131 110H132V109H131ZM148 110H149V109H147V111H148ZM176 110H177V109H176ZM176 110H173V109H172V111H174V113H175ZM183 110H182V111H183ZM188 110H189V109H188ZM203 110H204V109H203ZM203 110H201V111H203ZM217 110H218V108H217ZM217 110H216V111H217ZM225 110H227V109H224V111H225ZM14 111H13V112H14ZM26 111H27V110H26ZM32 111H33V110H32ZM54 111H55V110H54ZM56 111H57V110H56ZM65 111H66V110H65ZM74 111H75V110H74ZM77 111H79V110H77ZM83 111H84V109H83ZM110 111H109V112H110ZM139 111H140V110H139ZM142 111H143V109H142ZM147 111H146V112H147ZM157 111H160V109H158ZM165 111H164V113H166ZM178 111H179V110H178ZM178 111H177V112H178ZM194 111H196V110H194ZM201 111H200V112H201ZM209 111H210V110H209ZM220 111H221V110H220ZM236 111H237V110H236ZM1 112H0V113H1ZM15 112H16V111H15ZM17 112H18V111H17ZM20 112H21V111H20ZM23 112L25 113V111H23ZM23 112H22V113H23ZM58 112H60V111H58ZM98 112H99V110H98ZM102 112H103V111H102ZM107 112H108V111H107ZM115 112H116V111H115ZM124 112H125V111H124ZM130 112H132V111H129L128 113H130ZM134 112H135V111H134ZM134 112H132V113H134ZM136 112H138V111H136ZM143 112H144V111H143ZM150 112H151V110H150ZM150 112H149V113H150ZM167 112H168V110H167ZM185 112H184V113H185ZM192 112H193V111H192ZM221 112H222V111H221ZM227 112H228V111H227ZM2 113H1V114H2ZM22 113H21V114H22ZM28 113H29V111H28ZM34 113H36V112H33L32 115H34ZM62 113H64V112H62ZM62 113H61V114H62ZM68 113H70V110H69ZM85 113H86V112H85ZM117 113H118V112H117ZM122 113H123V112H122ZM128 113L126 112L127 115H128ZM132 113H131V114H132ZM140 113H141V112H140ZM147 113H148V112H147ZM151 113H152V112H151ZM151 113H150V115H151ZM159 113H160V112H158V118H159ZM170 113H172V112H170ZM170 113H169V114H170ZM188 113H190V111H189ZM193 113H194V112H193ZM196 113H197V112H196ZM198 113H199V112H198ZM203 113H204V112H203ZM205 113H206V111H205ZM7 114H8V113H7ZM10 114H9V115H10ZM43 114H44V113H43ZM52 114H51V115H52ZM66 114H67V113H66ZM76 114H78V113H76ZM99 114H101V113L99 112ZM106 114H107V113H106ZM118 114H119V113H118ZM118 114H117V115H118ZM131 114H130V115H131ZM142 114H143V113H142ZM155 114H157V112H155ZM155 114H154V115H155ZM160 114H161V113H160ZM172 114H173V113H172ZM9 115H7V117H9ZM19 115H20V114H19ZM19 115H17L15 118H18ZM25 115H26V114H23V116H25ZM27 115H29V114H27ZM32 115H31V116H32ZM41 115H42V112H41ZM44 115H45V114H44ZM82 115H84V114H82ZM93 115H94V114H93ZM110 115H111V114H110ZM113 115H114V114H112V117H113ZM117 115H116V116H117ZM124 115H125V114H124ZM127 115H126V116H127ZM138 115H139V114H138ZM146 115H147V114H146ZM146 115H145V116H146ZM150 115H148V117H149ZM154 115H153V116H154ZM164 115H165V114H164ZM186 115H188V114H186ZM222 115H223V114H222ZM247 115H248V114H247ZM3 116H6V115L4 114ZM11 116H12V115H11ZM13 116H14V114H13ZM31 116H29V118H27V117L25 116V118H27L26 121L29 120V119H31V118H30ZM46 116H47V114H46ZM66 116H67V115H66ZM71 116H72V115H71ZM79 116H80V115H79ZM96 116H97V115H96ZM102 116H104V115H101V117H102ZM128 116H129V115H128ZM140 116H141V115H140ZM156 116H157V115H156ZM161 116L163 117V114H162ZM170 116H171V114H170ZM188 116L191 117V114L188 115ZM202 116H203V115H202ZM1 117H2V116H1ZM7 117H6V118H7ZM36 117H37V116H36ZM52 117H53V116H51V118H52ZM58 117H59V115H58ZM67 117H69V116H67ZM87 117H88V116H87ZM99 117H100V116H99ZM104 117H105V116H104ZM129 117H130V116H129ZM133 117L136 118L135 116H133ZM154 117H155V116H154ZM180 117L183 118V116H180ZM184 117H185V116H184ZM226 117H227V116H226ZM229 117H230V116H229ZM6 118H5V119H6ZM25 118H24V119H25ZM32 118H33V120H35V119H34L35 117H32ZM47 118L49 119L48 116H47ZM53 118H54V117H53ZM63 118H64V117H63ZM73 118H74V116H73ZM105 118H106V117H105ZM115 118H116V117H115ZM115 118H113V119H115ZM125 118H126V117H125ZM138 118L140 119L139 116H138ZM158 118H157V120H158ZM167 118H168V117H166V119H167ZM173 118H174V116L171 117V118H169V119L172 120ZM176 118H177V117H176ZM182 118H181V119H182ZM218 118H219V117H218ZM224 118H225V117H224ZM2 119H3V118H2ZM11 119H12V117L10 118V120H11ZM22 119H23V118H22ZM36 119H37V118H36ZM38 119H39V118H38ZM38 119H37V120H38ZM48 119H47V120H48ZM56 119H57V122H58V118H56ZM67 119H68V118H67ZM69 119H71V118H69ZM78 119H79V117H78ZM83 119H84V118H83ZM85 119H86V118H85ZM100 119H102V118H100ZM113 119H112V120H113ZM120 119H121V118H120ZM132 119H133V118H132ZM136 119H137V118H136ZM148 119H149V118H148ZM154 119H156V117H155ZM161 119L164 120L163 118H161ZM174 119H175V118H174ZM177 119H178V118H177ZM177 119H175V120H177ZM194 119H196V115L194 116ZM194 119H193V120H194ZM221 119H222V118H221ZM3 120H4V119H3ZM7 120H8V122H10L8 118H7ZM52 120H53V119H52ZM54 120H55V119H54ZM63 120H65V118H64ZM63 120H62V121H63ZM80 120H81V119H80ZM88 120L91 121L90 124H91L92 122H93L92 124L97 123V122H96L97 119L95 118V115H94V117H91V118L89 117ZM98 120H99V119H98ZM102 120H106V121H108L107 119H102ZM171 120H169V121H171ZM191 120H192V119H191ZM201 120H202V119H201ZM5 121H6V120H5ZM5 121H3V122H4V126L6 125L5 123H8L7 121H6V122H5ZM11 121H14V119L11 120ZM19 121H20V120H19ZM69 121H70V120H69ZM69 121H67V122H69ZM73 121H74V120H73ZM85 121H87V120H85ZM110 121H111V120H110ZM127 121H128V120H127ZM129 121H130V119H129ZM131 121H132V123H133V120H131ZM131 121H130V122H131ZM167 121H168V120H167ZM177 121H178V124H179V123H182V124H183V122H180V119L177 120ZM177 121H175V122H177ZM185 121H187V120H185ZM198 121H199V120H198ZM230 121H231V120H230ZM248 121H249V120H248ZM14 122H16V119H15ZM14 122H13V123H14ZM28 122H29V121H28ZM33 122H34V121H33ZM36 122L38 123L39 121H36ZM43 122L47 123V121H43ZM48 122H49V121H48ZM60 122H61V121H60ZM60 122H59V123H60ZM67 122H65V123H67ZM74 122H75V121H74ZM83 122H84V121H83ZM83 122H82V123H83ZM99 122H100V121H99ZM101 122H102V121H101ZM108 122H109V121H108ZM114 122H118V121H114ZM120 122H121V121H120ZM137 122H138V121H137ZM137 122H134V123H137ZM141 122H142V121H141ZM150 122H151V121H150ZM156 122H157V121H156ZM159 122H160V121H159ZM172 122H173V124H174V121H172ZM187 122H190V121H187ZM187 122H186V123H187ZM194 122H196V121H194ZM206 122H207V121H206ZM214 122H215V121H214ZM221 122H222V121H221ZM0 123H1V122H0ZM13 123H10V124L13 125ZM21 123H22V122H20V124H21ZM29 123H30V122H29ZM34 123H35V122H34ZM40 123H41V121L39 122V126L41 125ZM65 123H64V122H63V124L61 123L60 126H61V125L63 126ZM70 123H71V122H70ZM70 123H67V124L69 125V128H71ZM79 123H80V122H79ZM112 123H113V122H112ZM118 123H119V122H118ZM128 123H129V122H128ZM132 123H131V124H132ZM139 123H140V121H139ZM139 123L134 124V125H138ZM142 123H143V122H142ZM151 123H152V122H151ZM157 123H158V122H157ZM160 123H161V122H160ZM163 123H164V122H163ZM163 123H162V124H163ZM166 123H167V122H166ZM201 123H202V122H201ZM245 123H246V122H245ZM255 123H257V122H255ZM2 124H3V123H2ZM2 124H1V126H2ZM8 124H9V123H8ZM18 124H19V122H18V119H17V125L14 124V126H13L16 132H17V129H16V128H17V126H19ZM47 124H51V125H52V123H51V119H50V123H47ZM47 124L45 125L46 127L48 126ZM57 124H58V123H56V122L54 123V125H55L56 127H57ZM72 124H73V123H72ZM85 124H88V122L85 123ZM125 124H126V123H125ZM125 124H124V125H125ZM131 124H130V125H131ZM147 124H148V123H147ZM168 124H169V123H168ZM187 124H188V123H187ZM195 124H197V123H195ZM195 124H193V126H194ZM218 124H219V123H218ZM248 124H249V123H248ZM11 125H9L10 127H9V126H8V127L11 128ZM15 125H16V126H15ZM24 125H25V124H24V122H23V129H22V131H21V134H22V132H23L24 134L27 132V133H26L27 136H28V134L32 135V134L34 133V132H33L34 129H33V131H32L31 128H30L31 130H29V129H28L29 127H27V125H25L27 128H24ZM32 125H33V124H32ZM36 125H37V124H36ZM43 125H44V123H43ZM54 125H52V126H54ZM73 125H74V124H73ZM110 125H111V123H110ZM115 125L117 126V124H115ZM122 125H123V124H122ZM128 125H129V124H128ZM134 125H133V126H134ZM148 125H149V124H148ZM155 125H156V123H155ZM163 125H164V124H163ZM169 125L171 126L172 123L169 124ZM188 125H190V123H189ZM188 125H186V126H188ZM216 125H217V124H216ZM219 125L222 126V124H219ZM219 125H218V126H219ZM224 125H225V124H224ZM33 126H35V124H34ZM39 126L37 125V126H35V127L38 128ZM55 126H54V127H55ZM60 126H59V124H58V127H60ZM76 126H78V125H76ZM76 126H75V127H76ZM89 126H90V125H89ZM93 126H94V125H93ZM108 126H109V125H108ZM112 126H114V124H113ZM118 126H119V125H118ZM118 126H117V127H118ZM156 126H158V125H156ZM160 126H161V125H160ZM166 126H168V125L166 124ZM176 126H177V124H176ZM186 126H185V127H186ZM190 126H192V123H191ZM197 126H198V125H197ZM218 126H217V128H218ZM5 127L7 128V125H6ZM5 127H4V128H5ZM15 127H16V128H15ZM42 127H43V126H42ZM49 127H51V126H49ZM54 127H53V128H50L51 132L54 131ZM63 127H67V125L65 124ZM91 127H92V126H91ZM100 127H101V126H100ZM100 127L97 126V128H100ZM128 127H129V126H128ZM136 127H137V126H136ZM136 127H135V128H136ZM139 127H140V126H139ZM153 127H154V126H152V128H153ZM164 127H165V125H164ZM172 127H173V126H172ZM179 127L183 128L184 125L181 126V125L179 124ZM185 127H184V128H185ZM195 127H196V126H195ZM1 128H2V127H1ZM1 128H0V129H1ZM6 128L4 129V131L6 130ZM9 128H7V130H8ZM18 128H19V127H18ZM20 128H21V127H20ZM20 128H19V129H20ZM43 128H44V130H46V129L49 130L48 127H47L46 129H45V127H43ZM60 128H61V127H60ZM60 128H59V129H60ZM67 128H68V127H67ZM76 128H77V127H76ZM101 128H105V131H104V130H103V131H104V132H108L107 129H106V126H105V127L102 126ZM112 128H113V127H112ZM115 128H116V127H115ZM144 128H145V127H144ZM146 128H147V127H146ZM156 128H157V127H156ZM158 128H159V126H158ZM170 128H171V127H170ZM173 128H174V127H173ZM184 128H183V130H187V129H184ZM197 128H198V127H197ZM220 128H221V127H220ZM2 129H3V128H2ZM2 129H1V130H2ZM19 129H18V130H19ZM38 129L41 130L42 128H38ZM52 129H53V130H52ZM71 129H72V128H71ZM77 129H79V128H77ZM93 129H94V128H93ZM95 129H96V128H95ZM117 129H119V127H118ZM117 129L115 130V133H116V131H117V133H118V130H117ZM130 129H131V128H130ZM140 129H141V127H140ZM163 129H164V128H163ZM174 129H176V128H174ZM204 129H206V128H204ZM204 129H203V130H204ZM230 129H231V128H230ZM9 130H11V129H9ZM20 130H21V129H20ZM24 130H25V132H24ZM65 130H66V129H65ZM75 130H76V129H75ZM85 130H86V129H85ZM87 130H88V129H87ZM87 130H86V133L88 132ZM100 130H101V129H99L98 133L100 132ZM111 130H112V129H111ZM119 130H120V129H119ZM123 130H127V129H126V128H125V129H121V131H119V132H124ZM132 130H133V129H132ZM132 130H130V131H132ZM134 130H135V129H134ZM134 130H133V131H134ZM137 130H138V128H137ZM141 130H142V129H141ZM145 130H146V129H145ZM153 130H154V129H153ZM155 130H157V129H155ZM168 130H170V129H168ZM171 130H172V129H171ZM178 130H179V129H178ZM209 130H210V129H209ZM209 130L207 129L208 132H210ZM218 130H219V129H218ZM29 131H31V132H29ZM35 131H36V130H35ZM42 131H43V130H42ZM55 131H56V130H55ZM60 131H61V130H60ZM69 131H70V130H69ZM78 131H79V130H78ZM81 131H82V130H81ZM81 131H80V132H81ZM94 131H95V130H94ZM94 131L92 130L93 133H94ZM133 131H132V132H133ZM165 131H167V130L165 129ZM165 131H163V132H165ZM176 131H177V130H176ZM228 131H229V130H228ZM13 132H14V130H13ZM38 132H39V131H38ZM58 132H59V131H58ZM58 132L56 131L57 134H58ZM70 132H71V131H70ZM70 132H68V133H70ZM76 132H77V131H76ZM83 132H84V129H83ZM92 132H91V134H92ZM95 132H96V131H95ZM111 132H112V131H111ZM126 132H127V131H126ZM135 132H136V134H135ZM135 132H133V133H134L135 136H136V135H137V131L135 130ZM154 132H155V131H154ZM161 132H162V131H161ZM173 132H174V131H173ZM0 133H2V132H0ZM14 133H15V132H14ZM17 133H18V132H17ZM49 133H50V131H49ZM52 133H55V132H52ZM59 133L64 134V133H66V132L63 131V133H62V132H59ZM68 133H66V135H67ZM74 133H75V132H74ZM77 133H78V132H77ZM102 133H103V132H102ZM139 133H140V132H139ZM141 133H142V132H141ZM145 133H146V132H145ZM152 133H153V132H152ZM156 133H157V132H156ZM181 133H182V132H181ZM184 133H185V132H184ZM197 133H198V132H197ZM219 133H220V132H219ZM8 134H9V132H8ZM15 134H16V133H15ZM15 134H14V135H15ZM19 134H20V132H19ZM26 134H25V135H26ZM37 134H38V133H37ZM37 134H36V133L34 134L35 137H36ZM42 134H43V133H42ZM42 134H41V136H42ZM44 134H46V133H44ZM57 134H56V135H57ZM75 134H76V133H75ZM88 134H90V133H88ZM100 134H101V133H99V134L95 133L96 137H98L97 135L100 136ZM105 134H106V133H105ZM108 134H111V133H108ZM113 134H114V133H113ZM130 134H131V133H130ZM168 134H169V133H168ZM1 135H2V134H1ZM1 135H0V136H1ZM3 135H4V134H3ZM5 135H6V132H5ZM5 135H4V136H5ZM22 135H23V134H22ZM25 135H24V137H25ZM30 135H29V136H30ZM71 135H72V132H71ZM71 135H70V138L72 137ZM121 135H123V134H121ZM150 135H151V134H150ZM199 135H200V134H199ZM217 135H218V134H217ZM8 136H9V135H8ZM8 136H6V137H4V138H7ZM16 136H17V134H16ZM38 136H39V134L37 135V137H38ZM43 136H45V135H43ZM64 136H65V135H64ZM74 136L77 137V134L74 135ZM91 136H93V134H92ZM103 136H104V133H103ZM103 136H101L100 139L105 137V136H104V137H103ZM114 136H115V135H114ZM117 136H119V135H117ZM126 136H127V135H126ZM138 136H139V135H138ZM143 136L145 137V134H144ZM214 136H215V133H214ZM214 136H213V137H214ZM1 137H2V136H1ZM11 137H13V135L11 136V133H10V137H8L9 139H5V140H8V142H9V140H10ZM24 137H21V135H20V137H18V139H17L18 141H19V139L21 140V145H22V140H24V142H26L28 139L30 140V137H29V138L26 137L27 140H26ZM31 137H32V136H31ZM76 137H75V138H76ZM84 137H85V136H84ZM93 137H94V136H93ZM96 137H95V138H96ZM109 137H110V136H109ZM120 137H122V136H120ZM124 137H125V136H124ZM141 137H142V136H141ZM159 137H160V136H159ZM217 137H218V136H217ZM219 137H220V136H219ZM2 138H3V137H2ZM16 138H17V137H16ZM16 138H14V140H16ZM22 138H24V139H22ZM32 138L35 139L34 137H32ZM39 138L42 139V140H43V139L46 140V138H44V137H43V138H42V137H38V139H39ZM55 138H57V137L55 136ZM59 138H60V137H59ZM62 138L64 139L63 135H62L61 139H62ZM67 138H68V137H67ZM70 138H69V139H70ZM77 138H79V137H77ZM86 138H87V136H86ZM91 138H92V137H91ZM105 138H107V136H106ZM127 138H128V137H127ZM133 138H136V137H133ZM223 138H224V137H223ZM11 139H12V138H11ZM47 139H48V138H47ZM100 139H99V138H96V141H97V140H100ZM110 139H111V138H110ZM118 139H119V138H118ZM136 139H137V138H136ZM211 139H212V138H211ZM3 140H4V139H2V142H3ZM5 140H4V142H5ZM35 140H37V139H35ZM56 140H57V139H56ZM58 140H59V139H58ZM70 140L73 141V140H74V137H72V139H70ZM77 140H78V139H77ZM79 140H81V139H79ZM93 140H95V139H93ZM105 140H106V142H107L109 139H108V140L105 139ZM113 140H114V138H113ZM113 140H112V141H113ZM125 140H126V139H125ZM125 140H124V141H125ZM131 140H132V139H131ZM169 140H170V139H169ZM207 140H208V139H207ZM209 140H210V139H209ZM212 140H214V139H212ZM12 141H13V140H12ZM18 141H17V142H18ZM38 141H40V140H37V143H39ZM47 141H48V142H45V141H44V143H45L44 145H46V143H47V145H48V143H49V139H48ZM50 141H51V139H50ZM65 141H66V140H65ZM91 141H92V140H91ZM101 141H103V140H101ZM101 141H100V143H101ZM109 141H110V140H109ZM114 141H115V140H114ZM132 141H135V140H132ZM137 141H138V140H137ZM137 141H136V142H137ZM204 141H205V140H204ZM204 141H203V142H204ZM210 141H211V140H210ZM214 141H216V140H214ZM214 141H212L213 144H214ZM24 142H23V145H25ZM29 142H30V141H29ZM31 142H32V139H31ZM33 142H34V141H33ZM40 142L42 143V141H40ZM52 142H54V141H52ZM58 142H59V141H58ZM63 142H64V141H63ZM63 142H62V143H63ZM75 142H76V141H75ZM84 142H85V141H84ZM92 142L95 143V141H92ZM106 142H105V145L107 144ZM119 142H120V141H119ZM129 142H131V141L129 140ZM154 142H155V141H154ZM171 142H172V141H171ZM178 142H179V141H178ZM13 143H14V142H12V144H13ZM19 143H20V142H19ZM26 143L28 144V141H27ZM37 143H36V144H37ZM41 143L38 144L39 147H40V148H39V147L37 148V149H38V153H40L41 148H42V150H43V147L40 146ZM59 143H60V142H59ZM59 143H58V144H59ZM70 143H71V142H70ZM82 143H83V142H82ZM102 143H104V142H102ZM102 143H101V144H102ZM123 143H124V142H123ZM140 143H141V142H140ZM159 143H160V142H159ZM165 143H166V142H165ZM179 143H180V142H179ZM209 143H210V142H209ZM1 144H2V143H1ZM3 144H4V143H3ZM5 144H6V143H5ZM5 144H4V145H5ZM54 144H56V143H54ZM76 144H78V143H76ZM84 144H85V143H84ZM84 144H83L82 147L85 148V149H87V148L90 146V144H93V143H90V144L88 143L89 145H87V147L84 146ZM86 144H87V142H86ZM101 144H100V146H101ZM157 144H158V142H157ZM201 144H202V143H201ZM17 145H19V144L17 143ZM17 145H16V143H15V145H14V147L16 146L15 149H17ZM28 145H29V144H28ZM30 145H32V144H30ZM30 145H29V147H31ZM41 145H42V144H41ZM56 145H57V144H56ZM59 145H60V144H59ZM59 145H58V146H59ZM93 145H94V144H93ZM95 145H96V144H95ZM95 145H94V146H95ZM98 145H99V144H98ZM98 145H96L95 147H97ZM108 145H109V144H108ZM138 145H139V143H138ZM148 145H149V143H148ZM160 145H161V144H160ZM167 145H168V144H167ZM188 145H189V144H188ZM207 145H208V143H207ZM211 145H212V144H211ZM1 146H2V145H1ZM1 146H0V149H3L4 147H5V149L7 148L6 146H4V147L1 148ZM9 146L12 147L11 144H10ZM9 146H8V147H9ZM32 146H33V145H32ZM58 146H57V147H58ZM73 146H76V147H77V146H81V145H80V143H79V145H73ZM91 146H92V145H91ZM102 146H103V144H102ZM102 146H101V147H102ZM106 146H107V145H106ZM106 146H104V148H101L99 151H100V152L105 151L106 148L110 147L111 145L108 146V147H106ZM146 146H147V145H146ZM149 146H150V145H149ZM155 146H156V145H155ZM165 146H166V145H165ZM169 146H170V145H169ZM177 146H178V145H177ZM10 147H9L8 149H11V154H12L13 151H14L15 149L13 150V148H10ZM20 147H21V146H18V148H20ZM23 147H25V146H23ZM23 147H22V148H23ZM29 147H27V149H28ZM35 147H37V146H35ZM62 147H63V146H61L60 148H62ZM92 147H93V146H92ZM98 147H99V146H98ZM114 147H115V145H114ZM133 147L135 148L136 146H133ZM142 147H143V146H142ZM196 147H197V146H196ZM44 148L47 149V151H48V149L51 148V149H50V152L48 151V152H49L48 155H47V152H46V151H45V152H42V153H44V154H46L47 156H49V158L52 160V162H53V161L55 162V163L53 162L55 165H54L53 163H51V166H52V167L55 166V171H57V170H56V166L59 165V164H56L55 158L53 157V156H56V155H52V154H53V153L56 154V152H58V155H61V153H60L59 151H56V149H55V150H54L55 152H53L52 154H50L51 151H52L54 148H56V146H55V147H54V146L52 147V143H51V145H50V143H49V145H48L47 148L44 146ZM110 148L112 149V147H110ZM118 148H119V147L117 146V149H118ZM121 148L123 149V148H125V147H121ZM131 148H132V147H131ZM178 148H179V147H178ZM178 148H177V149H178ZM210 148H211V147H210ZM24 149L26 150V147H25ZM37 149L35 148V151H36ZM58 149H59V148H58ZM58 149H57V150H58ZM79 149H80V148H79ZM88 149H90V148H88ZM122 149H121V150H122ZM137 149H139V148H137ZM140 149H141V148H140ZM140 149H139V150H140ZM145 149H146V148H145ZM188 149H189V148L186 147L185 151H186V150L188 151ZM12 150H13V151H12ZM20 150H21V149H20ZM20 150H19V151H20ZM25 150L23 151L24 153L27 151V150H26V151H25ZM32 150H33V148L30 150V152H31ZM42 150H41V151H42ZM59 150H60V149H59ZM61 150H63V149H61ZM66 150H67V148H66ZM71 150H72V149H71ZM115 150H116V148H115ZM121 150H120V151H121ZM131 150H132V149H131ZM133 150H135V149H133ZM168 150H169V149H168ZM191 150H193V149H191ZM205 150H206V149H205ZM209 150H210V149H209ZM211 150H212V149H211ZM258 150H259V149H258ZM258 150H256V152H258ZM0 151H1V150H0ZM15 151H16V150H15ZM15 151H14V152H15ZM19 151H18V152H19ZM21 151H22V150H21ZM21 151H20V152H21ZM28 151H29V149H28ZM33 151H34V150H33ZM67 151H69V150H67ZM74 151H77V152H78L79 150H74V149H73V152H74ZM112 151H113V150H112ZM112 151H111V152H112ZM126 151H127V150H126ZM153 151H154V150H153ZM200 151H201V150H200ZM200 151H199V152H200ZM203 151H204V150H203ZM215 151H216V150H215ZM259 151H260V153L262 154L264 150L262 149V150H259ZM3 152H4V153H5V152L7 153L8 151H4V150H2V151L0 152V154L3 153ZM18 152H17V153H18ZM30 152H29V154H30ZM79 152H80V151H79ZM86 152H87V151H86ZM111 152H110V153H111ZM118 152H119V151H118ZM121 152L124 153L125 151L122 150ZM133 152H134V151H133ZM189 152H190V151H189ZM193 152H194V151H193ZM193 152H192V153H193ZM8 153H10V152H8ZM17 153L15 154V157H18V156L21 157L20 155H21L22 153H21V154L19 153V155L16 156ZM34 153H35V152H34ZM42 153H41V155H42ZM71 153H72V152H71ZM71 153H70V154H71ZM74 153H76V152H74ZM84 153H85V152H84ZM103 153H104V152H102V154H103ZM134 153H135V152H134ZM147 153H148V152H147ZM187 153H188V152H187ZM204 153H205V152H204ZM254 153H255V152H254ZM254 153H253V154H254ZM260 153H257V155H260ZM25 154H26V153H25ZM27 154H28V152H27ZM64 154H66L65 151H63V155H64ZM70 154H67V155H70ZM77 154H79V153H77ZM95 154H96V155H95ZM98 154H99V153H97V151H96V153L91 154V155H93L94 157L96 156V157L98 158V157H99V156H97ZM124 154H127V152L124 153ZM141 154H142V153H141ZM143 154H144V153H143ZM7 155L10 156V154H7ZM13 155H14V154H12V156H13ZM31 155H32V154H31ZM33 155H36V156H37V153H36V154H33ZM50 155H52V156L50 157ZM58 155H57V156H58ZM82 155H83V153H82ZM86 155H87V157H84V156H83V157H80V156L78 155V157L75 158V156H76V154H75V156L72 157V158H75L76 160H78L77 158L80 157L79 160L82 161V165H81V162H80V161H79V162H80L79 165H81V167L84 165L83 168H81V167L78 165L80 168L77 166V167H78V168L76 167L77 170L80 169L81 172H84V171H85V167H86V170L90 173L89 170H91L92 168L89 169V167H90V166H91V167L94 166V167H95L94 169H99L98 171H100V168H101V167H104V171H105V172H103V174L107 172V170H106V169H107L106 166H105V165L102 166L103 162H100V161H101V160H100L101 158H100V159L98 158V161H97V163H96V162L93 161V159H94V158H92L93 156L90 157L91 155H90V156H89L88 154H86ZM105 155L107 156V153H105ZM120 155H122V154L120 153ZM188 155H189V154H188ZM198 155H199V154H198ZM255 155H256V154H255ZM257 155H256V157H257ZM262 155H263V154H262ZM1 156H3V155H1ZM1 156H0V157H1ZM5 156H6V154H5ZM12 156H11V158L13 159ZM26 156H27V155H26ZM26 156H22V157H26ZM28 156H29V155H28ZM64 156H65V155H64ZM64 156H63V157H64ZM101 156H102V155H101ZM117 156H118V155H117ZM123 156H124V155H122V157H123ZM128 156H129V154H128ZM144 156H145V154H144ZM179 156H180V155H179ZM201 156H202V155H201ZM252 156H253V155H252ZM260 156H261V155H260ZM3 157H4V156H3ZM19 157H18V158H19ZM22 157H21V158H22ZM29 157H30V156H29ZM31 157H32V156H31ZM34 157H35V156H34ZM37 157H38V156H37ZM39 157H40V156H39ZM45 157H46V156H45ZM68 157H69V156H68ZM68 157L66 156V159H67ZM96 157H95V158H96ZM102 157H103V159L105 158V157H104V154H103ZM114 157H115V156H114ZM114 157H113V158H114ZM125 157H126V156H125ZM132 157H133V156H132ZM193 157L195 158L194 155H193ZM193 157H192V156H191V157H188V159H189V158H190V159H193ZM254 157H255V156H253V158H254ZM1 158H2V157H1ZM1 158H0V159H1ZM7 158H8V157H7ZM11 158H10V159H11ZM26 158H27V157H26ZM53 158H54V159H53ZM57 158H58V157H57ZM59 158H62V155H61ZM59 158H58V159H59ZM70 158H71V157H70ZM70 158H68V159H70ZM72 158H71V159H72ZM81 158H85V159H88V158H89V160H90V158H91L92 161H93V163L90 162L91 164L87 167L86 165H88L89 162H88L87 164H83V160H85V159H81ZM152 158H153V157H152ZM165 158H166V157H165ZM5 159H6V158H5ZM10 159H8V160H10ZM19 159H20V158H19ZM24 159H25V158H24ZM24 159H23V162H24ZM34 159H35V158H34ZM45 159H46V158H45ZM47 159H48V158H47ZM50 159H48V161H49ZM75 159H72V161L74 160L75 163H77ZM129 159H130V158H129ZM197 159H198V158H197ZM200 159H201V158H200ZM212 159H213V158H212ZM6 160H7V159H6ZM25 160H26V159H25ZM27 160H28V159H27ZM38 160H43V162L45 161L44 158H43V159H42V158H41V159L39 158ZM56 160H57V159H56ZM60 160H61V159H59V160H57V161H60ZM63 160H64V162H63ZM96 160H97V159H95V161H96ZM184 160H185V159H184ZM216 160H217V159H216ZM216 160H215V161H216ZM220 160H221V159H220ZM255 160H256V158H255L253 161H255ZM0 161H1V160H0ZM17 161H18V160H17ZM31 161H32V160H31ZM48 161H47V162H48ZM66 161H67V160H66ZM69 161H70V160H69ZM85 161H86V160H85ZM102 161H104L105 163L108 162V163H110V165H111V162H112V161L109 162L107 159H106V161H105V160H102ZM115 161H117V160H115ZM128 161H130V160H128ZM134 161H135V160H134ZM137 161H138V160H137ZM186 161H187V167H189V169H190V166H194V164L191 165V164H192L191 162H193V161H191V160H190L191 162H188V160H186ZM195 161H196V159H195ZM195 161H194V162H195ZM4 162H5V160H4ZM13 162H14V161H13ZM18 162H19V161H18ZM40 162H41V161H40ZM50 162H51V161H50ZM117 162H119V161H117ZM131 162H132V161H131ZM148 162H149V161H148ZM151 162H152V161H151ZM180 162H181V161H179V163H180ZM8 163H9V162H8ZM25 163H26V162H25ZM57 163H59V162H57ZM60 163H61V161H60ZM62 163H64V164H61L62 166L65 165V163H66V162H65V159H62ZM84 163H85V162H84ZM95 163H96V164L102 163V164H101V166L99 165V166H100V168H99V166H98V165L96 166ZM108 163H107V164H108ZM112 163H114V162H112ZM137 163H138V162H137ZM145 163H146V162H145ZM179 163H178V164H179ZM190 163H191V164H190ZM208 163H209V162H208ZM208 163H207V164H208ZM220 163H221V162H220ZM242 163H243V162H242ZM14 164H15V163H14ZM39 164H40V163H39ZM48 164H49V162H48ZM48 164H45V165H46L45 168H47V170L50 171V170L48 169V167H47ZM69 164L71 165V163L68 162V165H67V166L65 165L64 168L67 167V169L69 170L70 167L73 165V162H72V165H71V166H69ZM77 164H78V163H77ZM92 164H93V166H92ZM114 164L116 165V162H115ZM114 164H113V165H114ZM123 164L125 165V163H123ZM143 164H144V163H143ZM152 164H153V163H152ZM180 164H181V163H180ZM189 164H190V166H189ZM221 164H222V163H221ZM9 165H10V164H9ZM23 165H25V164H23ZM40 165H41V164H40ZM40 165H39V166H40ZM113 165H111V166H113ZM121 165H122V163H121ZM121 165H120V166H121ZM124 165H123V166H124ZM126 165H127V163H126ZM130 165H131V164H130ZM134 165H135V163H134ZM144 165H147V164H144ZM144 165H143V166H144ZM161 165H162V164H161ZM228 165H229V164H228ZM230 165H231V164H230ZM230 165H229V167H230ZM240 165H241V164H240ZM35 166H36V165H35ZM35 166H34V167H35ZM49 166H50V164H49ZM51 166H50V167H51ZM62 166H59V167H61L60 169H63V170L65 171V169H64ZM68 166H69V167H68ZM74 166H75V165H73V167H74ZM120 166H119V167H120ZM128 166H129V165H128ZM137 166H138V165H137ZM149 166H150V165H149ZM149 166H148V167H149ZM158 166H160V165H158ZM183 166H184V165H183ZM185 166H186V164H185ZM50 167H49V168H50ZM125 167H126V166H125ZM134 167H135V166H134ZM138 167H139V166H138ZM164 167H165V166H164ZM211 167H212V166H211ZM211 167H210V168H211ZM234 167H237V165L231 167L230 169H234ZM24 168H25V167H24ZM37 168H38V167H37ZM87 168H88V169H87ZM112 168H113V167H112ZM166 168H167V167H166ZM184 168H185V167H184ZM239 168H240V167H239ZM22 169H23V168H22ZM40 169H41V168H40ZM52 169H54V168H52ZM52 169H51V170H52ZM57 169H58V167H57ZM94 169H92V171H93ZM110 169H111V168H110ZM126 169H128V168L126 167ZM137 169H138V168H137ZM157 169H158V168H157ZM200 169H201V168H200ZM245 169H246V168H245ZM14 170H15V169H14ZM19 170H20V168H19ZM38 170H39V169H38ZM63 170H62V171H63ZM70 170H72V171H73V170L76 171L75 168H74V169L71 168ZM80 170H79V171H80ZM102 170H103V168H101V172H100V174H102ZM113 170H114V168H113ZM118 170H119V169H118ZM124 170H125V168H124ZM124 170H121V171L123 172ZM130 170H131V168H130ZM134 170H136V169H134ZM134 170H133V171H134ZM141 170H142V169H141ZM144 170H145V169H144ZM149 170H150V169H149ZM151 170H152V169H151ZM164 170H165V169H164ZM185 170H186V169H185ZM196 170L198 171V167H197ZM204 170H205V169H204ZM238 170H239V169H238ZM21 171H22V170H21ZM45 171H46V170H45ZM45 171H44V173H45ZM53 171H54V170H53ZM62 171L60 172V170H59V174H60V175H61ZM64 171H63V174L65 173ZM74 171H73V172H74ZM87 171H85V172H87ZM96 171H97V170H96ZM116 171H117V170H116ZM126 171H127V170H126ZM137 171H138V170H137ZM161 171H162V170H161ZM174 171H175V170H174ZM191 171H194V172L191 173L190 170H188V172H190L191 174H194V173H195V174H198V172L196 173L195 170H191ZM201 171H202V170H201ZM223 171H224V170H223ZM232 171H233V170H232ZM236 171H237V169H236ZM236 171H233V172H236ZM241 171H242V170H241ZM57 172H58V171H57ZM67 172H68V171H67ZM73 172H71V173H73ZM94 172H95V171H94ZM135 172H136V171H135ZM135 172H134V173H135ZM142 172H143V171H142ZM159 172H160V171H159ZM163 172H165V171H163ZM178 172H180V171H178ZM49 173H50V172H49ZM49 173H48V175H49ZM78 173H79V172H77V174H78ZM92 173H93V172H92ZM92 173L90 174L91 178H92ZM95 173H96V172H95ZM108 173H109V172H108ZM113 173H114V172H113ZM123 173H124V172H123ZM129 173H130V172H129ZM136 173H137V172H136ZM145 173H146V172H145ZM157 173H158V172H157ZM160 173H161V172H160ZM182 173H183V172H182ZM199 173H200V172H199ZM206 173H207V172H206ZM227 173H229V172H227ZM227 173H225V174H227ZM230 173H232V172L230 171ZM230 173H229V174H230ZM56 174H57V173H56ZM73 174H75V173H73ZM77 174H76V175H77ZM85 174H88V173H85ZM93 174H94V173H93ZM96 174H97V173H96ZM96 174H94V175H95V178H96ZM119 174H120V173H119ZM151 174H153V173H151ZM151 174H150V175H151ZM195 174H194V175H195ZM200 174H202V172H201ZM222 174H224V173H222ZM229 174H228V175H229ZM53 175H54V173H53ZM60 175H59V176H60ZM76 175H75V176H76ZM79 175H82V174H79ZM79 175H77L76 177L74 176V177L76 178L77 181H78V179H79V180L81 179V176H80V178L78 177ZM97 175H98V174H97ZM104 175H105L106 178H107V175H106V174H104ZM104 175H103V177H102V178H103V182H104V180H105V179H104V178H105ZM108 175H110V174H108ZM116 175H117V172H116ZM121 175L124 176V174H121ZM131 175H132V174H131ZM162 175H164V174H162ZM189 175H190V174H189ZM198 175H199V174H198ZM198 175H197V176H198ZM203 175H204V174H203ZM217 175H218V174H217ZM46 176H47V172H46ZM61 176H62V175H61ZM63 176H67V175L64 174ZM63 176H62V177H63ZM125 176H128V175L126 174ZM136 176H137V174H136ZM136 176H135V177H136ZM140 176H142V175H140ZM157 176H158V175H157ZM167 176H168V175H167ZM173 176H174V175H173ZM192 176H193V175H192ZM214 176H216V175H214ZM62 177H61V178H62ZM68 177H69V179H70V178H73V176L70 177V175H68ZM77 177H78V178H77ZM83 177H84V175H83ZM86 177L88 178L87 175L85 176V178H86ZM93 177H94V176H93ZM97 177H98V176H97ZM109 177H110V176H109ZM119 177H120V175H119ZM119 177H118V178H119ZM133 177H134V176H133ZM154 177H155V175H154ZM161 177H162V176H161ZM161 177H160V178H161ZM182 177H183V176H182ZM194 177H195V176H194ZM47 178H48V177H47ZM47 178H46V180H47ZM50 178H51V177H50ZM54 178H55V177H54ZM56 178H57V176H56ZM91 178H90V179H91ZM99 178H101L100 175H99L98 179L96 178V179H97L96 181L100 180ZM124 178H125V177H124ZM129 178H130V176H128L127 183L129 184V189H130L131 186L134 187V186L136 185V184H134V182H136V181H135V179L130 178V179H131V180H130L131 182H130V181H129ZM136 178H137V177H136ZM139 178H140V177H139ZM150 178H152V177H150ZM190 178H191V175H190ZM65 179H66V178H65ZM65 179H64V182H65ZM90 179H89V181L92 180V179H91V180H90ZM121 179H122V178H121ZM121 179H120V180H121ZM126 179H127V178H126ZM140 179H142V178H140ZM140 179H139V180H140ZM156 179H157V178H156ZM171 179H173V178H171ZM207 179H208V178H207ZM213 179H214V178H213ZM218 179H219V178H218ZM52 180H54V179H52ZM72 180H73V179H72ZM72 180H66V181H69L68 183H70V181H72ZM76 180H75V181H76ZM93 180L95 181L94 178H93ZM93 180H92V181H93ZM106 180H107V179H106ZM116 180H118V179L116 178ZM116 180H115V181H116ZM133 180H134V181H133ZM142 180H143V179H142ZM160 180H161V179H160ZM166 180H167V179H166ZM211 180H212V179H211ZM59 181H60V180H59ZM77 181H76V182H77ZM112 181H114V180H112ZM128 181H129V182H128ZM146 181H147V180H146ZM155 181H156V180H155ZM155 181H154V182H155ZM164 181H165V180H164ZM174 181H175V180H174ZM198 181H200V180H198ZM202 181H203V180H201V182H202ZM204 181H205V180H204ZM204 181H203V182H204ZM44 182H45V181H44ZM49 182H50V181H49ZM51 182H52V181H51ZM64 182H63V183H64ZM81 182H82V181H81ZM81 182H78V183L80 184ZM86 182H87V181H86ZM86 182L84 183V180H83V183H84L85 185H87V183H88V182H87V183H86ZM99 182H100V181H99ZM99 182H98V183H99ZM105 182H106V181H105ZM105 182H104V183H105ZM119 182H120V181H119ZM123 182H124V179H123V181H122V185H124ZM132 182H133V184H132ZM138 182H141V181H138ZM138 182H137V183H138ZM150 182H151V181H150ZM159 182H162V181H159ZM194 182H195V181H194ZM203 182H202V183H203ZM205 182H206V181H205ZM35 183H36V182H35ZM37 183H38V182H37ZM57 183H58V182H57ZM66 183H67V182H66ZM73 183H74V182H73ZM89 183H91V182H89ZM104 183H103V184H104ZM111 183H112V182H111ZM120 183H121V182H120ZM125 183H126V182H125ZM143 183H144V182H143ZM143 183H142V184H143ZM151 183H152V182H151ZM163 183H164V182H163ZM165 183H166V181H165ZM165 183H164V184H165ZM176 183H177V182H176ZM184 183H185V182H184ZM184 183H183V184H184ZM191 183H192V182H191ZM191 183H190V184H191ZM199 183H200V182H199ZM199 183H197V186H196V185H195L196 182H195L194 185H195L196 187H198V186L200 185ZM202 183H201V184H202ZM40 184H41V182H40ZM52 184H53V182H52ZM79 184H77V185H79ZM91 184H93V183H91ZM96 184H97V183H96ZM130 184H132V185L130 186ZM138 184H139V183H138ZM138 184H137L136 186H138ZM142 184H139V186H140V185L142 186ZM156 184H157V183H156ZM156 184H155V185H156ZM161 184H162V183H161ZM170 184H171V183H170ZM177 184H178V183H177ZM198 184H199V185H198ZM57 185H58V184H57ZM64 185H65V184H64ZM67 185H69V184H67ZM70 185H71V183H70ZM75 185H76V184H75ZM85 185H84V187H85ZM94 185H95V184H94ZM99 185H100V184H99ZM118 185H120V184H118ZM145 185H146V183H145ZM145 185H144V186H145ZM151 185H153V184H151ZM157 185H158V184H157ZM157 185H156V186H157ZM186 185H188V184H186ZM194 185H193V187H195ZM45 186H46V185H45ZM88 186H89V184H88ZM88 186H87V189H88ZM92 186H93V185H92ZM92 186H91V187H92ZM96 186H98V185H96ZM96 186H95V187L93 186V187L96 189ZM100 186H102V183H101ZM105 186H106V184H105ZM105 186H104V187H105ZM114 186H115V185H114ZM116 186H117V185H116ZM116 186H115V187H116ZM148 186H149V185H148ZM148 186H147V187H148ZM43 187H44V185H43ZM51 187H52V186H51ZM79 187H80V186H79ZM93 187H92V188H93ZM102 187H103V186H102ZM102 187L99 188V186H98L97 190H98V189H100V190L103 189ZM149 187H150V186H149ZM152 187L154 188L155 186H152ZM189 187H190V185H189ZM193 187H192V188H193ZM218 187H219V186H218ZM74 188H75V187H74ZM74 188H73V189H74ZM106 188H107V187H106ZM106 188L103 189V190H106ZM134 188H137V187H134ZM134 188H133V189H134ZM142 188H143V187H142ZM158 188H159V187H158ZM183 188H184V187H183ZM185 188H186V187H185ZM192 188H191V189H192ZM213 188H214V187H213ZM40 189H41V188H40ZM80 189H82V185H81V188H80ZM85 189H86V188H85ZM89 189H90V188H89ZM89 189H88V190H89ZM124 189H126V188L124 187ZM124 189H123V190H124ZM127 189H128V188H127ZM127 189H126V191H127ZM129 189H128V191H129ZM139 189H141V188H139ZM159 189H160V188H159ZM171 189L173 190L174 188H171ZM191 189H190V190H191ZM74 190H75V189H74ZM88 190H87V191H88ZM90 190L93 191V189H90ZM141 190H142V189H141ZM150 190H151V189H150ZM153 190H154V189H153ZM183 190H184V189H183ZM185 190H186V189H185ZM92 191H91V193H93ZM98 191H99V190H98ZM98 191H96V192H98ZM137 191H138V190H137ZM175 191H176V190H175ZM79 192H80V190H79ZM82 192H83V191H82ZM82 192H81V194H82ZM84 192H86V191H84ZM94 192H95V191H94ZM96 192H95V193H96ZM101 192H102V191H101ZM101 192H100V193H101ZM131 192H132V191H131ZM131 192H130V193H131ZM133 192H134V190H133ZM139 192H140V191H139ZM173 192H174V191H173ZM180 192H181V191H180ZM184 192H185V191H184ZM184 192H183V193H184ZM102 193H103V192H102ZM102 193H101V194H102ZM106 193H107V190H106ZM149 193H150V192H149ZM154 193H155V192H154ZM181 193H182V192H181ZM183 193H182V195H183ZM85 194H86V193H85ZM88 194H89V192H88ZM93 194H94V193H93ZM93 194H92L91 196H93ZM103 194H104V193H103ZM118 194H119V193H118ZM141 194H143V193H141ZM186 194H188V193L186 192ZM190 194H191V191H190ZM40 195H41V194H40ZM50 195H51V194H50ZM96 195H98V194H96ZM104 195H106V194H104ZM122 195L124 196V194H121L120 196H122ZM38 196H39V195H38ZM84 196H85V195H84ZM100 196H101V195H100ZM113 196L116 197L115 195H113ZM143 196H144V195H143ZM189 196H190V195H189ZM64 197L66 198V196H64ZM86 197H87V196H86ZM89 197H90V196H88V198H89ZM97 197H98V196H97ZM105 197L107 198V196H105ZM105 197H104V198H105ZM138 197H140V196H138ZM223 197H224V196H223ZM42 198H43V197H42ZM120 198H121V197H120ZM123 198H124V197H122V199H123ZM125 198H126V196H125ZM133 198H134V197H133ZM140 198H141V197H140ZM142 198H143V197H142ZM154 198H155V197H154ZM154 198H153V199H154ZM165 198H166V197H165ZM182 198H183V197H182ZM188 198H189V197H188ZM221 198H222V197H221ZM40 199H41V198H40ZM90 199H92V197H91ZM95 199H96V197H95V194H94V201H95ZM117 199H118V198H117ZM128 199H129V198H128ZM137 199H138V198H137ZM179 199H180V198H179ZM184 199H185V198H184ZM87 200H88V202L90 203L89 199H87ZM100 200H101V199H100ZM102 200H103V196H102ZM104 200L107 201V199H104ZM133 200H134V199H133ZM181 200H182V199H181ZM224 200H225V199H224ZM41 201H42V200H41ZM106 201H105V202H106ZM116 201H117V200H116ZM126 201H127V200H126ZM131 201H132V200H131ZM131 201H130V202H131ZM139 201H140V200H139ZM184 201H185V200H184ZM101 202H102V201H99V203H101ZM118 202H119V201H118ZM127 202H129V201H127ZM133 202H134V201H133ZM218 202H219V201H218ZM124 203H125V202H124ZM131 203H132V202H131ZM135 203H136V202H135ZM86 204H87V203H86ZM91 204H92V201H91ZM91 204H90V206H91ZM103 204H104V203H103ZM92 205H93V204H92ZM100 205H101V204H100ZM106 205H107V204H106ZM133 205H134V204H133ZM85 206H86V205H85ZM87 206H88V208H89V204H88ZM87 206H86V210H87ZM97 206H98V205H97ZM130 206H131V205H130ZM134 206H135V205H134ZM94 207H95V206H94ZM94 207L92 206L91 208H94ZM100 207H101V206H100ZM95 208H96V207H95ZM102 208H103V206H102ZM125 208H126V206H125ZM128 208H130V207H128ZM38 209H39V208H38ZM105 209H106V208H105ZM107 209H108V208H107ZM135 209H136V208H135ZM82 210H84V209H82ZM93 210H94V209H93ZM99 210H100V208H99ZM108 210H109V209H108ZM130 210H131V209H130ZM199 210H201V209H199ZM84 211H85V210H84ZM84 211H83V212H84ZM106 211H107V210H106ZM79 212H80V211H79ZM90 212H91V211H90ZM90 212H88V213H90ZM130 212H131V211H130ZM76 213H77V212H76ZM84 213L86 214L87 212H84ZM78 214H79V213H78ZM95 214H96V213H95ZM95 214H94V215H95ZM128 214H129V213H128ZM131 214H132V213H131ZM44 215H45V214H44ZM68 215H69V214H68ZM82 215H83V214H82ZM90 215H91V214H90ZM92 215H93V213H92ZM121 215H122V214H121ZM126 215H127V214H126ZM133 215H134V214H133ZM70 216H71V215H70ZM87 216H88V214H87ZM87 216H86V217H87ZM96 216H97V215H96ZM136 216H137V215H136ZM74 217H75V216H74ZM90 217H91V216H90ZM102 217H103V214H102ZM128 217H129V216H128ZM92 218H93V217H92ZM92 218H90V220H91ZM94 218H95V217H94ZM99 218H100V217H99ZM131 218H132V217H131ZM135 218H136V217H135ZM44 219H45V218H44ZM83 219H84V218H83ZM88 219H89V217H88ZM97 219H98V218H97ZM103 219H104V218H103ZM136 219H137V218H136ZM136 219H135V220H136ZM95 220H96V219H95ZM95 220H93V221H95ZM130 220H131V219H130ZM72 221H73V220H72ZM99 221H100V220H99ZM78 222H79V221H78ZM48 223H49V222H48ZM91 223H92V222H91ZM101 223H102V222H101ZM79 224H80V223H79ZM97 224H99V223H97ZM93 225H94V224H93ZM91 226H92V225H91ZM88 227H89V226H88ZM92 227L94 228V226H92ZM92 227H89V228H92ZM103 227H104V226H103ZM103 227H101V228L103 229ZM98 228H99V227H98ZM101 228H100V229H101ZM96 229H97V227H96ZM100 229H97V230H100ZM105 229H106V228H105ZM89 230H90V229H89ZM206 230H207V229H206ZM91 231H92V230H91ZM91 231H90V232H91ZM92 232H93V231H92ZM94 232H95V230H94ZM97 232H98V231H97ZM101 232H102V231H101ZM104 232H105V231H104ZM92 234H93V233H92ZM92 234H91V235H92ZM95 234H96V232H95ZM98 237H99V236H98ZM157 244H158V243H157ZM168 247H169V246H168ZM39 258H40V257H39Z\"/></svg>",
  "mask_w": 264,
  "mask_h": 264
}]
</instances>
